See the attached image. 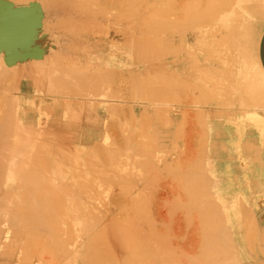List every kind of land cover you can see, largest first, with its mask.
<instances>
[{
  "label": "rangeland",
  "instance_id": "374dc122",
  "mask_svg": "<svg viewBox=\"0 0 264 264\" xmlns=\"http://www.w3.org/2000/svg\"><path fill=\"white\" fill-rule=\"evenodd\" d=\"M22 1V2H21ZM0 0V68H1V70H0V72L2 73L3 71V73L1 74L2 76V79H0V88H4V90H0V98L1 97H5V95H6V93L7 94H9V95H6V97L4 98V101L2 100V98L0 99V115L2 114V112H3V115H1L0 116V123H2V126H4V128H7V129H11L12 130V128H13V130H15L16 132H17V135H15V136H18L19 138H18V140H19V142L20 143H22V145H24V143H25V141H27L26 143H28V142H31V143H33V144H31L30 146H29V143H28V145L27 144H25L24 146H29V148L32 146H36L35 147V153L34 154H41V152L43 151V153H46V154H44L43 155V153L41 154V155H43V156H41V155H38L37 157L38 158H40V159H42V157H44L45 156V159H46V156L47 155H49L47 158L49 159L48 160V162L50 163H48L47 162V164L48 165H50V166H47L48 168H50L49 170H50V178H49V183H48V187H47V192L45 193V195H46V197H45V195H44V197L39 201V202H35L34 204L32 203V204H30V205H26V203H25V205L24 204H21V203H19V202H17V203H13V205H12V207H10L9 205H4L5 206V208H4V206L2 205V206H0V210H3V208L6 210V209H8V208H6V207H9L13 212H14V215L16 216H19L18 218H19V220H20V222H19V220L17 221H15L16 223H14V220L15 219H18L17 218V216L15 217L14 215H9L8 217L7 216H5V217H7L8 218V220L9 221H7L6 219H0V220H2L3 222L1 223V221H0V226L3 228L4 226H6V228L7 227H9V225H11V223H13L12 225L13 226H10L11 228L10 229H12V228H14V227H16L17 228V230H15V231H17V232H15V233H18V234H14V230H10L9 228V230H7L5 227L3 228L4 230H2V235H0V238H2V236L4 235V237H7V239H9L10 237V235L13 233L14 235H12V237H11V240L10 241H12V242H10L9 241V243L7 242L8 240L6 239V238H4L3 237V239L5 240H1L0 241V244L2 245V244H4L5 243V245H2L1 247H0V264H85L83 261H82V258H81V255L80 254H82L84 251L86 252V257L87 256H90V257H92L93 256V258L92 259H95V263L94 264H99V259H101V261H100V263L102 262H104L103 264H106V262L108 261V263L107 264H112L113 262V264H121L122 263V261L123 262H125V263H127V264H178V262L180 263V264H232L233 262H236L237 264H264V217H263V219L261 218V219H259V221H256V220H250V221H248L249 220V218L245 221V222H243V224H241V226H240V228L238 227V237L235 235V237H233L232 238V241H233V243H236V241L238 242V240H239V246L237 245V244H233L232 242H231V245H232V247L231 246H228L229 247V249L230 250H228V247H221V246H219V244L217 243V245H216V243L213 241V244H211V240H212V231H211V227H209V226H207L206 225V222H205V225H203V223H202V219L199 217L201 214H198L199 212H198V209L199 208H196L198 205H200V203H202L203 201L201 200L202 198H203V200L205 199V195L204 194H195L194 193V191L192 190V189H189L188 187V182H189V179H188V182H187V177L189 178L190 177V174L188 175V172L189 171H191V169L193 170V167H192V164H191V162L193 163V161H194V159L195 158H197L198 159V157H196V156H199V159H200V157H202L201 155L202 154H204V153H206V149H207V152H209L212 148H210V147H212V146H214V143H218L220 146H221V142H222V136H215L214 137V131L215 130H218V131H220V126H222L223 124H222V119H224V118H222V117H219V116H222L221 114H223V113H220V111L222 112V110H219V109H215V110H213V109H211V110H209L208 111V113H209V115H210V117H206V115H208V114H206L205 115V117H204V115H199L198 114V112H199V109L198 108H193L192 107V105H197V104H195V103H193V102H201V99L198 97V95H199V93H198V95L196 94L197 93V91L195 90V89H193V84L191 85L190 83L192 82H190V80L191 79H189L190 77L189 76H191L192 75V72H190V71H187V69H186V64H187V68H190V66L188 65V60L185 58V60H183V59H181L182 57H181V53L184 51L183 49H184V47H182V45L180 46V42H178V43H176V45H175V48H178L177 49V55L176 56H178V58L179 59H181L182 60V62L184 61V64L185 65H183L184 67H185V69H180L181 71H179L182 75L180 76L179 74L180 73H178V72H175V71H172V72H170L171 73V75H170V73L169 72H167V74H165L166 73V71H160L161 69H159V68H157V66L159 65L160 66V68H162L161 67V62H158L159 64H157L156 63V61H155V63L157 64L156 66H153V65H155V63H154V60L155 59H153L154 58V56H156V59H158V57L159 56H157V54H160L161 56V58L164 56L165 58H167V59H169L171 56H173L174 55V53H172L171 52V50H170V48L169 47H167L166 46V50L165 51H163L162 52V54L163 53H165V54H161V48H162V46H159V47H157L158 48V52H157V54H156V51H157V49H156V47H155V45H154V47H155V49L153 48V47H151V48H153L155 51H153V53L154 54H156V55H153L152 53V55H153V58H152V62L151 61H149V63H147L148 62V58L146 59L147 60V62H145L144 60V62L143 63H141V64H138V63H140L141 61H140V57L138 58V56H133L132 57V55H137L138 53H135V51H134V53L132 54L131 52H130V54L128 53L130 50H132V49H134V47H135V49L134 50H136V48H138V50H136V52H139L140 54V56H141V54L143 53L142 52V50L146 47L145 46V44L146 43H143L144 41L145 42H151L152 40H154V42L153 43H155V42H160L161 40V36H159V35H157V36H159V37H156V33H154L155 31L157 32V30H158V28H157V26H155L156 24H154L156 21H157V19H158V17H159V14H160V12L159 11H157V10H160V6H158L159 5V2L157 3L155 0V2L154 3H156L155 5H154V3L152 2V0H150V2H152V3H150V2H148V0H147V2H146V4L144 5V4H141V5H143L144 7L143 8H145V9H141L142 7H141V5L139 4V3H135V5H136V7L138 8V7H141V8H139V9H137L136 7H135V5L134 4H132V5H129V6H133L132 8L134 9V12H135V10H136V12L134 13L132 10L133 9H131V7H129L128 9H129V11H130V9H131V14H133V16L131 15V14H129V12H128V10L127 9H125V8H127V6H128V4H130L131 2H132V0L130 1V3L128 2V0H126V1H122V0H116L117 2H119L120 4H118L117 3V5L119 6V8H118V6L116 5V1L114 2V0H108V1H110V2H108L107 0H101V1H103L104 3H106V6H105V4L103 3V2H100L99 3V1L100 0H94V2L95 1H98V2H96V4L97 3H99V6H98V8L100 7L101 9H100V11H99V9L97 10L96 8H97V5H96V7H94V9H93V7L91 8V12H88L89 10H87V8H86V13L88 14V15H85V12H84V10H85V8L84 7H86L85 6V4L87 5V4H89L88 2H89V0H85L87 3H85V1L84 0H80V1H82V3L80 2V1H78V0H74V1H71V0H67V2L69 1V5H68V3L67 2H65L64 0H63V2L64 3H67V4H64V3H62V1L60 0L59 1V3H62L63 4V7H65V8H70V7H68V6H70V4H71V2H72V5L74 6V8L72 9H69L70 11H68V9H67V11L63 8H59V6H60V4L58 3V7H56V5H54V4H51L50 2H54L53 0L52 1H50L49 3H47L46 1H44V0ZM25 1V2H24ZM45 2V5L43 4V2ZM84 1V2H83ZM93 1V0H92ZM112 1L115 3H113L112 4ZM134 1V0H133ZM136 1V0H135ZM134 1V2H135ZM158 1V0H157ZM240 1V0H239ZM250 1V4H252V3H254L253 5H257V4H255L256 2H255V0H245L243 3H241V4H237L238 5V8H237V10H240V8L242 7L243 8V6H247V7H250L251 5L248 3ZM253 1V2H252ZM42 2V3H41ZM55 2H56V0H55ZM74 2V3H73ZM78 2V4L79 5H83V6H79L78 4H76ZM90 2H91V0H90ZM93 2V3H94ZM122 2V3H121ZM126 2L127 4H124V3ZM252 2V3H251ZM26 3V4H25ZM30 3H31V5H30ZM36 4V5H34V4ZM38 3V4H37ZM84 3V4H83ZM102 3V4H101ZM133 3V2H132ZM42 4V5H41ZM76 6H78V7H75V5ZM91 4H92V2H91ZM90 4V5H91ZM104 4V5H103ZM112 5V6H114L113 8L112 7H110L109 8V10H110V14H115L116 15V17H115V15L113 16V18H111L112 17V15H109L108 14V9H107V11H106V9L104 10L103 8H108L107 6H110V5ZM121 4H124V5H122L121 6ZM149 4V5H148ZM152 4V5H151ZM44 5V6H43ZM66 5H68L67 7H66ZM90 5H88V6H90ZM93 5V4H92ZM94 5V6H95ZM103 7H101V6ZM147 5V6H146ZM239 5H241V6H239ZM30 6V7H29ZM72 6V7H73ZM105 6V7H104ZM126 6V7H125ZM151 6V7H150ZM155 6V7H154ZM91 7V6H90ZM120 7L122 8V10L120 11L119 9H120ZM135 7V8H134ZM152 7L156 10L157 8H159V9H157L155 12L152 10ZM78 8V9H77ZM79 8H83V10L82 9H79ZM116 8H118V9H116ZM124 8V9H123ZM263 8V7H262ZM78 10V14H76L77 12L75 11V12H73V10ZM90 9V8H89ZM103 9V10H102ZM114 9H116V10H114ZM141 9V10H140ZM150 9V10H149ZM234 9H236V8H234ZM33 10H34V12H33ZM65 12L63 15H64V17L62 16V15H59V14H62L63 12ZM80 10H82L83 11V13H82V11H80ZM94 10H97V11H94ZM120 11V12H122V14H124V15H121V13H119V12H117V13H113V12H116V11ZM123 10H125L124 12L128 15H131L135 20H137V21H139L140 22V24L139 23H137V21H133V18L131 17V16H126L125 15V13L123 12ZM141 11L142 12V14H141V12H138V11ZM148 10H149V12H148ZM11 11V12H10ZM93 11V12H92ZM104 11V12H103ZM127 11V12H126ZM30 12H32V13H30ZM47 12V13H46ZM67 12H69V13H67ZM71 12H73L74 14H76V15H74L73 13H71ZM102 12V14L104 15H100V13ZM143 12H146V13H143ZM156 14H154V13ZM70 14V15H68V17H67V14ZM82 15H81V14ZM92 13V14H91ZM94 13H97L95 16L93 15ZM107 13V14H106ZM138 13H140L141 15H143V17L146 19V17L144 16L145 14H146V16H147V19L145 20L144 18H142L141 16H140V14L139 15H137ZM149 13V14H148ZM90 14V15H89ZM106 14V15H105ZM118 14H120L121 16H120V18H117V16H118ZM148 14V15H147ZM154 14V15H153ZM262 14H263V17H264V11H262ZM38 15V16H37ZM71 15H74L75 16V19H74V17L73 16H71ZM81 15V16H80ZM84 15H85V17H86V19H87V23H86V20H85V17H84ZM92 15V16H91ZM135 15H137L138 16V18H140V20L139 19H136L137 18V16H135ZM151 15H152V17H151ZM158 15V16H157ZM31 16V17H30ZM62 16V17H61ZM83 16V17H82ZM89 16H91V22H93L94 23V21L96 22V23H91L90 21H88V19H89ZM97 16V18H99V19H97L96 18V20L98 21H102L103 22V19H102V17H104V23L103 24H105V23H107V21H109L108 20V18H111V20H115V22L117 21H120L121 22V24H117V25H120V26H118V27H120L119 29H118V27L115 25V26H113V22L112 21H110V23L108 22L107 24H105V27H104V25L102 26L101 24H102V22L100 23H98L96 20H94L95 18L94 17H96ZM98 16H100V17H98ZM107 16H109V17H107ZM123 16H125V18L124 19H122V17ZM140 16V17H139ZM76 17H77V19H76ZM78 17H81V19L80 18H78ZM93 17V18H92ZM107 18V20H106V18ZM119 17V16H118ZM151 17V18H150ZM64 18V19H63ZM67 18H68V23H66L67 22ZM69 18H71V19H69ZM73 18V19H72ZM84 18V20H85V23H83V19ZM132 18V19H131ZM157 18V19H156ZM40 19V20H39ZM92 19H93V21H92ZM117 19H119V20H117ZM128 20L129 21V24H126V23H128V21H126L125 23H124V21L125 20ZM144 19V20H143ZM156 20V21H154L153 22V20ZM76 21V22H79L78 24H76V22H74L73 23V21ZM79 20V21H78ZM147 20H151L152 22H153V26L154 27H152V28H154V30L155 31H153L151 34H152V36L154 37H152V39L149 37V36H151V35H148L149 34V32H148V34L147 33H145L146 31H144V32H142L143 31V28L144 27H148L149 26V24L151 25V21L150 22H148L147 23V25H143L142 24V22L144 21H146L147 22ZM51 21V22H50ZM82 23H81V22ZM131 21H133L132 23H131ZM142 21V22H141ZM40 22V23H39ZM62 23V25H61V23ZM64 22H65V24H64ZM71 22V24L72 25H74L75 27H76V25L77 26H79L78 27V31H76V29H77V27H76V29H73V31H76V32H72V30H71V32H69L70 30V28L67 30V32H69L68 34H67V32L65 31L66 30V28H64L63 29V27H67L68 25H69V27H71V29L73 28L72 26H71V24H69ZM116 22V23H117ZM119 22V23H120ZM122 22H123V24H122ZM134 22H136L138 25H136V26H138L137 27V29L138 30H140V28L142 27V31H138L137 29H136V26L134 27V25H135V23ZM51 23H53V25L51 24ZM59 25H58V24ZM89 23H90V25H89ZM130 23H131V25H130ZM48 24H50V25H48ZM83 24H86V26H84V27H82L83 26ZM88 24V25H87ZM96 24V25H95ZM98 24H100V25H98ZM115 24V23H114ZM142 24V25H141ZM65 25H67V26H65ZM82 25V26H81ZM95 25V26H94ZM140 25V26H139ZM46 26V27H45ZM90 27V26H93V27H90L91 29L93 28V32H95V33H97L98 31H97V29H99L100 28V26H102V28H101V30H99V31H101V32H98L97 33V36H96V34H94L92 31H90L89 29L87 30V28L86 27ZM99 26V27H98ZM106 26H110L111 28H107L106 29ZM59 27V28H58ZM81 27V28H80ZM95 27V28H94ZM98 27V28H97ZM103 27H104V29H106L105 31L103 30ZM116 27V28H115ZM127 27V28H126ZM129 27H130V31H129ZM134 27V29H136L135 31H133L132 30V28ZM151 27H148V28H151ZM30 28V29H29ZM39 28V29H38ZM85 29V31L83 32L81 29ZM126 29V32H125V29ZM151 28V30L150 29H148V30H150V31H152L153 29ZM52 29V30H51ZM96 29V30H95ZM113 29V30H112ZM115 29H117V30H115ZM122 29V30H121ZM49 30H51V31H49ZM63 30V31H62ZM86 30H87V32H89V34H87L86 33ZM103 30V31H102ZM108 30H111V31H114V32H111V31H108ZM119 30V31H118ZM121 30V31H120ZM145 30H147V28L145 29ZM206 30H208V28H206ZM25 31V32H24ZM65 31V32H64ZM81 31V32H80ZM97 31V32H96ZM107 31V32H106ZM124 31V32H123ZM127 31H129V32H127ZM160 30H158V32H159ZM12 32V33H11ZM39 32V33H38ZM84 33L85 35H88L89 37H92V39H93V35H94V37H95V39H99L100 37H102L103 38V40H101V38L99 39V40H95V41H91L92 39L91 38H88V36L87 37H84L85 35H83L82 36V34H81V38H83L84 37V39L85 38H88V40L87 39H85V41H84V39L82 40L80 37H78V36H80V35H77L78 33ZM104 32V33H103ZM134 32L136 33L135 34V36H133L134 35ZM158 32H157V34H158ZM75 33H77V34H75ZM93 33V34H92ZM99 33H100V35H99ZM104 35V37H103V35ZM109 33H110V35H109ZM114 33H115V35H114ZM118 33V34H117ZM124 33V34H123ZM132 34L133 33V35L132 36H129V35H127V34ZM142 33V34H141ZM65 34H67V35H65ZM69 34H70V36H69ZM73 34H75L74 36H73ZM92 34V35H91ZM120 34V35H119ZM144 34V35H143ZM35 35V36H34ZM71 35H72V38H71ZM98 35L100 36V37H98ZM102 35V36H101ZM111 36L110 37V40H109V38H107V37H109V36ZM114 35V36H113ZM116 35L117 36H120V37H117V40L115 39L116 38ZM140 35V36H139ZM142 35V36H141ZM148 35V36H147ZM155 35V36H154ZM161 35V34H160ZM210 35H212V34H210ZM57 36V37H56ZM77 36V37H76ZM74 37V38H73ZM98 37V38H97ZM105 37H106V39H105ZM125 38V39H123V38ZM128 37H132L133 39H135V40H133L132 38L130 39L131 41H130V44H131V42L133 43V44H137V46H132V47H130V45H129V40H126V39H128ZM138 37V38H137ZM148 37V38H147ZM156 37V38H155ZM76 38V39H75ZM113 38V39H112ZM119 38V39H118ZM136 38H137V40H136ZM140 38V39H139ZM145 38V39H144ZM211 38H213L212 36H210V37H207V39H205L206 41H205V44H204V42H203V44L204 45H201L202 47L204 46V48H202V50L204 49V51H203V54H200V52L202 53V50L200 51L199 50V54H198V52H197V54H198V60H200V62L198 61V60H196L195 59V63H194V60H193V63L194 64H196L197 63V61L199 62V64L202 62V63H204V64H200V66H198L199 64H197V70H196V68L195 69H193V70H195V71H198V69H199V72H200V70L201 69H204L205 70V68L204 67H207V69H209V72H211L210 74L208 73V74H204V72L201 70V72H203V75H204V78H203V75H201V76H199V73H198V76L199 77H202L203 78V80L204 81H206V79L207 78H205L207 75V77H209V75L210 76H212L211 74H213L212 72H214L215 71V69H213V68H215L214 66H216V62H214L213 63V61H215L216 59H214L213 61H211L212 59H211V57H213L212 56V54H213V52H212V48L211 47H213L214 48V46L212 45H210V44H212V42H213V39H212V41L210 40ZM9 39V40H8ZM79 41H78V40ZM112 39V40H111ZM122 39V41H120ZM33 40V42H31ZM101 40V41H100ZM106 40H108V41H106ZM118 40H119V42H118ZM10 41H11V43H10ZM19 41L20 42H22L21 44L19 43ZM83 41V42H82ZM88 41H90V43L88 42ZM126 41L128 42V43H126ZM139 41V42H138ZM208 41L210 42L211 41V43H208ZM50 42H51V45H50ZM113 42H114V44H113ZM136 42H138V43H136ZM142 42V43H141ZM147 42V43H148ZM150 42L148 43V44H150ZM93 43H95V44H98V46L96 47V45L95 44H93ZM110 43V45L108 46V44ZM126 45H125V44ZM24 44V45H23ZM99 44L101 45V46H104V47H102V49L101 48H99L98 49V47H99ZM105 44V45H104ZM107 44V45H106ZM112 44L113 45H115V44H117L116 46H112ZM142 44V45H141ZM144 44V45H143ZM192 44H194V45H192V48H193V46H195V43H192ZM207 44L209 45L208 47H209V49L211 48V50L209 51V49L207 48ZM118 45H119V50H118ZM122 45H124V46H127L128 45V47H123ZM152 45V44H151ZM200 45H197V46H200ZM100 46V47H101ZM109 47V48H106V47ZM110 46H112V47H110ZM141 46H145V47H142L141 48ZM149 47H147L148 49L150 48V45H148ZM157 46V45H156ZM196 46V47H197ZM66 47V48H65ZM72 47V48H71ZM83 47V48H82ZM90 47V48H89ZM115 47V48H114ZM140 47V48H139ZM188 47H190V45L188 46ZM60 48V49H59ZM69 48V49H68ZM112 48V49H111ZM120 48H121V50H120ZM123 48V49H122ZM150 48V49H151ZM183 48V49H182ZM191 47L189 48V50L191 51V49H192ZM200 48V47H199ZM207 48V49H206ZM62 49V50H61ZM77 49V50H76ZM105 49V50H104ZM110 49H111V51L112 52H110ZM116 49V50H115ZM126 49H128V50H126ZM139 49H141V52H140V50ZM167 49H169V50H167ZM188 49V48H187ZM186 49V52L188 51ZM195 49V48H194ZM201 49V48H200ZM10 50V52H7V51H9ZM58 50V51H57ZM59 50H60V52H59ZM72 52H71V51ZM75 50V51H74ZM102 50V51H101ZM109 50V51H108ZM144 50H147V49H144ZM143 50V51H144ZM164 50V49H163ZM4 51H5V54H4ZM56 51H57V53H56ZM90 51V52H89ZM148 51V50H147ZM151 51V50H150ZM170 51V53H168ZM181 51V52H180ZM195 51H197L196 49L194 50V52H193V50L191 51V52H193V53H196ZM208 53H206V52ZM213 51H214V49H213ZM185 51H184V53L183 54H185L186 53ZM191 52H189V55H190V53ZM215 52V51H214ZM3 53V54H2ZM57 54V57L55 56L54 57V55L53 54ZM72 53V54H71ZM144 53H146V52H144ZM143 53V54H144ZM167 53V54H166ZM181 55H180V54ZM193 53H191L192 55H194ZM55 54V55H56ZM61 54V55H60ZM96 54H98V56L96 55ZM103 54V55H102ZM111 54H112V56H111ZM113 54H114V56L115 57H113ZM127 54H128V56H127ZM132 54V55H131ZM150 56L151 54H149V53H146V56H148V55ZM186 54H188V52L186 53ZM185 54V55H186ZM206 54V55H205ZM53 55V56H52ZM59 55V56H58ZM65 57H64V56ZM107 57H106V56ZM109 55L111 56V57H113L112 59L113 60H111V61H113V63L115 62L114 61V59H116V57H117V59L119 60V61H117V59H116V61L118 62L117 64L116 63H114L115 65L113 66V65H111L112 64V62L110 63L109 61H110V57H109ZM131 55V56H130ZM145 55V54H144ZM144 55L142 56V57H144ZM171 55V56H170ZM200 55V56H199ZM202 55H204L205 56V58L204 59H206V60H203V57L204 56H202ZM215 55V54H214ZM123 56V57H122ZM127 56V57H126ZM131 57V59H129L130 57ZM196 56L197 55H195L194 56V58H196ZM210 56V57H209ZM44 57V58H43ZM50 57V58H49ZM67 57V58H66ZM84 57V58H83ZM103 57H104V59H103ZM118 57H120V58H118ZM124 57L125 58H127L126 59V61L128 62H126L125 61V59H124ZM134 57H137V60L138 61H140V62H138L137 63V60L136 59H134ZM151 57V56H150ZM159 57V58H160ZM169 57V58H168ZM191 57V56H190ZM208 57V58H207ZM47 58V59H46ZM55 58V59H54ZM59 60H58V59ZM106 58H108V59H106ZM122 58V59H121ZM133 58V59H132ZM146 57H144V59H145ZM192 58V57H191ZM202 58V59H201ZM214 58H215V56H214ZM3 59V60H2ZM68 59V60H67ZM78 59V60H77ZM100 59H102L103 61L104 60H108V62H109V64L106 62V61H104V62H106L107 64H108V67H105L104 68V66H106L107 64L105 63L104 64V62L102 61V60H100ZM128 59L130 60V61H128ZM143 58H141V60H142ZM193 59V58H192ZM192 59H190V62H192ZM33 60V61H32ZM46 60V61H45ZM51 62H50V61ZM52 60H54L53 62H52ZM55 60H57L56 62H55ZM64 60V61H63ZM69 61V60H71V61H69V62H71V63H68L67 61ZM74 60H75V62H76V67L75 68H80V70H84L83 72H81V71H79V72H77L79 75L81 74V75H84L85 74V71L86 72H92L91 74H95V76H99L98 74H100L101 75V77H103L102 75H106V74H108L109 72V77L111 76V75H113L112 77H110V79L108 78V76H107V78L111 81H109V80H107V85H109V83L111 84V85H109L110 86V88H111V90H112V85H113V90L115 91V93H114V96H115V94L116 95H120V96H122L123 97V95H124V97L125 98H122V97H118L119 98V100H124V101H126V102H128V103H125V105H128L129 106V104H130V106L129 107H131V104L133 105V103H131V102H134V104H136V106H138L139 107V109H135V111H134V109H130L129 107H127V108H123V107H121L122 105L124 106V104H122L121 103V105H120V103H117L118 104V106H119V108H118V106H117V110L119 109V111H120V107H121V111H122V108L124 109V112H125V114H124V112L123 113H121V111L118 113V111L116 112L115 110H113V108H112V110H111V108H110V110H111V113H110V110H107V109H105L104 108V110H105V112L103 113L102 112V109H100L101 110V112L97 109V108H95V109H97L96 111H97V114H94V113H96V112H94L93 110H95V109H93V108H91L90 110H92L93 112H91V113H89L88 111H87V109H88V105H87V103H86V101H83V103H82V106H80V107H73V105L75 104V103H77V101L75 102V101H72L73 102V105H71V103H70V105L68 104V106H66L67 105V103H66V105L64 106V100H62V98H61V96H62V94L63 93H65V91L63 90L64 88V86L63 85H65V84H63V83H59V82H56V83H54V82H52V81H54V80H56V81H58L60 78H61V76L63 77V74H66L67 72H69V70H67V72L65 73V71H63L62 72V70H60V69H62V67H63V69H68L67 67H66V65L65 64H73V63H75L74 62ZM132 60H133V62H132ZM136 60V62H134ZM202 60V61H201ZM255 60L256 59H254V61H252V64H251V67H252V71L254 72L253 73V75L254 74H256V76H255V80H257L258 82H256L257 84H261L260 85V87L262 86V93H264V80L263 79H261V76L256 72L257 71V65L255 64ZM2 61V62H1ZM35 61H40L39 63L38 62H35ZM44 61V62H43ZM60 61V62H59ZM92 61H94V62H92ZM120 61L122 62V61H124V62H126L127 63V65H126V63H124L126 66H123V67H121L120 66V68L119 67H117L118 66V64L120 65V64H123V62L122 63H120ZM158 61V60H157ZM159 61H160V59H159ZM187 61V62H186ZM204 61V62H203ZM11 62V63H10ZM28 62V63H27ZM34 62V63H33ZM61 62H62V64H61ZM66 62V63H65ZM81 62V63H80ZM92 62V63H91ZM100 62L101 63H103V64H100ZM129 62H130V64H129ZM11 65H10V64ZM15 63V64H14ZM30 63V64H29ZM32 63V64H31ZM53 65H52V64ZM78 63V64H77ZM88 63V64H87ZM132 63H134V64H132ZM137 63V64H136ZM146 63V64H145ZM207 63V64H206ZM213 63V64H212ZM26 64V65H25ZM36 66H35V65ZM37 64H39V66L37 65ZM60 64V65H59ZM86 64H87V66H86ZM128 64H129V66L130 65H132V67L130 66H128ZM143 64V65H142ZM153 64V65H152ZM210 65V68H209V65ZM212 64V65H211ZM5 65V66H4ZM7 65V66H6ZM44 65V66H43ZM59 65V66H58ZM77 65H79V67L77 66ZM93 65V66H92ZM99 65V66H98ZM103 65V66H102ZM110 65V66H109ZM117 65V66H116ZM134 65V66H133ZM139 65V66H138ZM3 66V67H2ZM23 66V68H21ZM55 66V67H54ZM61 67L60 69H58L57 67ZM68 66V65H67ZM71 66V65H70ZM74 66V65H73ZM136 66H138V67H140L141 66V68L143 69V71H138L139 69H138V67H136ZM152 66V67H151ZM158 66V67H159ZM6 67V68H5ZM8 67H10V68H8ZM25 67V68H24ZM42 68L41 70L42 71H38V70H40L39 68ZM51 67H53V68H51ZM72 67V66H71ZM71 67H69V68H71ZM83 67V68H82ZM101 67V68H100ZM125 67H128L129 69L128 70H126V72H128V73H126L123 69L125 68ZM148 67V68H147ZM200 67H202L201 69H200ZM217 67H220L218 64H217V66H216V71L217 72H221V71H219L221 68H217ZM3 68H5V69H7L6 71H5V69H3ZM12 68V69H11ZM31 68V69H30ZM44 68H45V71H44ZM50 68V69H49ZM56 68H57V70L58 71H55L56 70ZM75 68H71V69H74V71H75ZM88 68H90L89 70H88ZM100 68V69H99ZM109 68V69H108ZM122 68V69H121ZM133 68V69H132ZM140 68V69H141ZM155 68H157V69H159V71H157V69L155 70ZM23 69V70H22ZM24 69H26V70H24ZM70 69V70H71ZM92 69V70H91ZM95 70V72H94V70ZM102 69V70H101ZM104 69V70H103ZM126 69V68H125ZM132 69V70H131ZM141 69V70H142ZM148 71L147 72V75H156V72H158L157 73V75H159V77L157 76V77H155L154 76V78H158V79H154L152 76H148V78H150V79H152L153 78V80L154 81H148L149 79L147 78V75H146V71ZM206 69V70H207ZM218 69V70H217ZM33 70H34V72H33ZM48 70V71H47ZM50 70H52V71H50ZM118 70V71H117ZM130 70V71H129ZM154 70V71H153ZM164 70V69H163ZM166 70H168V69H166ZM170 70H172V69H169V71ZM175 70V69H174ZM185 71V72H187L188 74H190V75H188L187 76V73H185V72H182V71ZM189 70V69H188ZM210 70H212V71H210ZM214 70V71H213ZM222 70V69H221ZM8 71V72H7ZM38 71V72H37ZM73 71V72H74ZM99 71V72H98ZM138 71V72H137ZM153 71V72H152ZM177 71V70H176ZM11 72V73H10ZM49 72V73H48ZM57 72H58V75H57ZM62 72V75L60 74ZM75 72V73H76ZM102 72V73H101ZM131 72V73H130ZM133 72V73H132ZM163 72H164V74H163ZM175 72V73H174ZM190 72V73H189ZM207 72H208V70H207ZM217 72H216V74H217ZM223 72V71H222ZM221 72V73H222ZM35 73V74H34ZM37 73V74H36ZM55 73V74H54ZM76 73V74H77ZM82 73H84V74H82ZM104 73V74H103ZM123 73L124 74H126V76L125 75H123ZM137 73V74H136ZM142 73V74H141ZM148 73H150V74H148ZM153 73H155V74H153ZM162 73V74H161ZM178 73V74H177ZM183 73H185L186 74V76H184L185 74H183ZM193 73L194 74H196L197 75V73H195L194 71H193ZM206 73V72H205ZM23 75V77H21V76H19L18 77V75ZM48 74H49V76H48ZM53 74H54V76H53ZM128 74H129V76H128ZM131 74V75H130ZM135 74H136V76H137V78L135 77ZM139 74H141V75H143V77L141 76L140 77V79H138L139 77H138V75ZM144 74L146 75L145 77H144ZM172 74H175V75H172ZM177 74V75H176ZM216 74H214L215 75V78H213V80L211 79V81H210V77L207 79L208 81H206V83L209 85V88H211L212 87V90H214V91H212V92H216L217 94H218V92H220L221 93V89H222V86H226V85H228L229 84V82L228 81H226L225 80V78L223 79V77H220V79L222 78L223 80H220L221 82H218L216 79H218L219 78V76H218V78L216 77L217 75ZM4 75H6V77L4 76ZM10 75V76H9ZM17 75V76H16ZM60 75V76H59ZM87 75V74H86ZM120 75H123L122 77L120 76ZM164 75V76H163ZM165 75L166 76H173V77H171V79H172V81L170 80V76H169V78L168 77H165ZM206 75V76H205ZM213 75V76H214ZM4 76V77H3ZM7 76H8V78H7ZM90 76V75H89ZM105 76V77H106ZM119 76V77H118ZM126 78H125V77ZM140 76V75H139ZM162 76V77H161ZM212 76V77H213ZM10 77H11V79H10ZM14 77L16 78V80L18 79V78H20V79H18V81L19 82H16V80L14 79ZM46 79H45V78ZM52 77H53V79H52ZM58 77V78H57ZM88 77V76H87ZM85 78V79H87V80H89L90 79V81H93V79H94V81L96 80V78L97 77H94V75H91V77H94V78H92V80H91V77H89V78ZM100 77V78H101ZM105 77L103 78L104 80H105ZM120 77H121V79L124 77V79H120ZM129 77V78H128ZM134 77V78H133ZM177 77H179V78H177ZM4 78H6V79H4ZM14 80H13V79ZM44 78V79H43ZM99 77H98V80L100 79ZM112 78H114V83L112 82L113 81V79ZM143 78H146V79H148V80H146V79H143ZM160 78V79H159ZM165 80V82H166V84H165V82L162 80ZM165 78V79H164ZM166 78H168V80L166 79ZM175 78L177 79V80H175ZM182 78V79H181ZM48 79H50V81L48 80ZM102 79V78H101ZM101 79L98 81L97 80V82L95 81H93L94 83H100V81H101ZM118 79H119V81H118ZM126 79L129 81H131V83H130V81L129 82H127L126 81ZM132 79L133 80H140L139 82L141 83L140 85H141V87L142 86H145L146 88H147V90H146V88L145 87H142V89L144 88V90H143V93L141 94L143 97L141 98V99H139V98H137V96L139 97L140 95H137V94H139V93H141L142 92V89H140L141 90V92L139 91V83L137 82V81H134L135 83V86H134V84H133V86L135 87V89H133L134 87L132 86ZM173 79H174V81H173ZM187 79V80H186ZM189 79V80H188ZM3 80V81H2ZM35 80V81H34ZM123 80H125V81H123ZM147 81L148 83H146L145 82V84H148V85H144V81ZM158 80V81H157ZM159 80H160V82H159ZM167 80V81H166ZM225 80V81H224ZM5 81H7L6 83H5ZM10 81V82H9ZM13 81H15L16 83H14V85H13V83H11V82H13ZM37 81V82H36ZM50 82V84L48 85V83ZM120 81L123 83V82H125L124 84H128V83H130V85H128V87H127V85H125L124 86V84H122L121 85V83H120ZM209 81H210V83L212 84H210L209 83ZM218 82V84L216 83V82ZM226 82L225 84L223 83V85H222V82ZM9 82V83H8ZM101 82H105V81H101ZM136 82H137V84H136ZM154 82H155V84L157 85V83H158V85L156 86L155 84H154ZM161 82H163L164 84L162 85V83ZM170 82H171V84L172 83H174L173 85H169L170 84ZM179 82V83H178ZM213 82V83H212ZM216 84H215V83ZM52 83V84H51ZM142 83H143V85H142ZM228 83V84H227ZM5 84V85H4ZM20 84H22V86L20 85ZM56 84V85H55ZM63 84V85H62ZM116 84V85H115ZM119 86H118V85ZM151 84H154V85H152V87L151 86H149V85H151ZM169 86H168V85ZM12 85V86H11ZM52 87H51V86ZM54 85L56 86V87H54ZM57 85L59 86L58 88H57ZM63 86L62 88H61V86ZM161 85V86H160ZM184 85V86H183ZM214 85V86H213ZM215 85H218L217 87L218 88H216L215 89ZM258 85V86H259ZM5 86V87H4ZM17 86V87H16ZM19 86V87H18ZM49 86V87H48ZM97 86V85H96ZM116 88H115V87ZM121 86H122V90L124 91V92H122V90H121ZM129 86H132L133 88V90H130L131 89V87H129ZM163 86H165V89H164V87ZM167 86V87H166ZM211 86V87H210ZM219 86H220V88L221 89H219ZM7 87H9L10 88V91H9V89L7 88ZM11 87H12V90L13 89H18V90H11ZM46 87H47V89H46ZM95 87V86H94ZM123 87H126V88H123ZM154 87H156V88H154ZM50 88V89H49ZM56 88V89H55ZM60 88L63 90V93H62V91L60 90ZM119 88V89H118ZM150 88V89H149ZM154 88V89H153ZM173 88V89H172ZM178 88V89H177ZM192 88V89H191ZM8 89V90H7ZM49 89V90H48ZM52 89V90H51ZM55 89V90H54ZM97 89V88H96ZM95 89V90H96ZM100 89V88H99ZM107 89V88H106ZM116 89V90H115ZM127 89V90H126ZM162 89H164V90H162ZM167 89V90H166ZM171 89V90H170ZM219 89V90H218ZM5 90H7V91H5ZM52 91V93H51V91ZM59 90V92H57V93H55V91H58ZM118 90V91H117ZM121 90V91H120ZM128 90H130V91H128ZM150 91V93H148L149 95H145L146 93L144 92V91ZM154 90H156L154 93H153V91ZM166 90V91H165ZM180 90H182L181 92L178 91ZM189 90V91H188ZM47 91V92H46ZM50 91V92H49ZM109 91H110V89H109ZM108 90H102L101 89V92H103V93H106V94H108V95H110V93H111V91L109 92ZM113 91V92H114ZM148 91V92H149ZM161 91V92H160ZM18 92V93H17ZM100 92V93H101ZM121 92V93H120ZM131 92H134V93H131ZM164 92V93H163ZM54 93V94H53ZM58 93H60V94H58ZM123 93V94H122ZM145 93V94H144ZM152 93V94H151ZM179 93V94H178ZM3 94V95H2ZM129 94V95H128ZM172 94V95H171ZM168 95H169V97H168ZM181 95V96H180ZM187 95V96H186ZM11 96H14L15 98L13 99V97L12 98H10L11 100H9V99H6V98H9V97H11ZM135 96V97H134ZM148 96H149V98H148ZM167 96V97H166ZM186 96V97H185ZM222 96V95H221ZM264 96V95H263ZM116 97V96H115ZM128 97H130V98H128ZM131 97H133V99H132V101L131 100H129V99H131ZM180 97H182V98H180ZM120 98H122V99H120ZM127 98V99H126ZM143 98H145V99H147V100H145V99H143ZM198 98V99H197ZM12 99H13V101H12ZM117 99V98H116ZM154 99V100H153ZM183 99V100H182ZM263 99V98H262ZM8 100V101H7ZM118 100V99H117ZM128 100V101H127ZM139 100V101H138ZM162 100V101H161ZM180 100V101H179ZM170 101V102H169ZM182 101V102H181ZM235 101H237L236 103L238 104V99L237 100H235ZM6 102H8V104L6 103ZM10 102V103H9ZM13 102V103H12ZM138 102V103H137ZM160 102V103H159ZM12 103V104H11ZM192 103V104H191ZM116 103H115V106L117 105ZM219 104H223L222 103V101H220L219 102ZM5 105V106H4ZM76 105V104H75ZM78 106L80 105V103L78 102V104H77ZM173 105V106H172ZM10 106H13L12 108L14 109H12ZM71 107V109H70V107ZM98 106V105H97ZM155 106V107H154ZM66 107H69V109L70 110H72V108H75L74 109V111H77V112H79V113H81V114H79V115H77L76 117H77V120L76 119H74L75 118V115L77 114H75V112L73 111V113H74V116H73V113L72 114H68V113H66L67 111H69V109H67V110H65L64 108H66ZM96 107V106H95ZM99 107V106H98ZM170 107V108H169ZM259 107V106H258ZM80 108V109H79ZM90 108V107H89ZM100 108H101V106H100ZM103 108V107H102ZM128 108H129V111H128ZM248 108V107H247ZM260 108H261V105H260ZM262 110L263 111H261V112H258V111H256V112H254V113H257V114H259V116L261 117L260 118V120H262V122H263V119H262V117H264V106H262ZM7 109H8V111H7ZM78 109H79V111H78ZM142 109H144V110H142ZM193 109V110H192ZM204 109V108H203ZM248 109H250V110H254V108L252 109V108H248ZM137 110V111H136ZM99 111V112H98ZM131 111H134V114L133 113H129V112H131ZM154 111V112H153ZM194 111H196V112H194ZM10 112V113H9ZM108 112V113H107ZM136 112V113H135ZM143 112V113H142ZM155 112H156V114H155ZM164 112V113H163ZM219 114H218V113ZM263 112V113H262ZM7 113V114H6ZM70 113H71V111H70ZM89 113V114H88ZM112 114V116L110 115V114ZM215 113L217 114V116L215 115ZM253 113V112H252ZM10 114V115H9ZM87 114V115H86ZM91 114V115H90ZM118 114V115H117ZM119 114H123V115H119ZM132 114H133V116H135V120H134V117L132 116ZM140 114L142 115V116H140ZM149 114V115H148ZM157 114H159L158 116L159 117H156V115ZM95 115V116H94ZM117 115V116H116ZM130 115V116H129ZM148 115V116H147ZM162 115V116H161ZM184 115V116H183ZM186 115V116H185ZM195 115H197V116H195ZM208 115V116H209ZM15 117V118H13V117ZM67 116V117H66ZM87 116H89L88 117V119L90 118V116H92V117H95L94 118V121H92L93 120V118L91 117V121H90V119L88 120L87 119ZM102 116V118H100ZM119 116H121V117H119ZM123 116V117H122ZM131 116H132V118H131ZM200 118H199V117ZM213 116H215V117H213ZM258 115H256V117L258 118L259 117ZM6 117V118H5ZM74 117V118H73ZM108 117H110V118H108ZM114 119H112V118ZM115 117H117V118H115ZM127 117H129V118H127ZM145 117V118H144ZM170 117V118H169ZM11 120H14V121H12V123H14V125L13 124H11V121L9 122V120L10 119ZM98 118V119H97ZM120 118V119H119ZM131 118V119H130ZM215 118H218V120L216 119L215 120ZM7 119H9V120H7ZM135 121V123L134 122H132L133 120ZM142 121H140V120ZM144 119V120H143ZM146 119V120H145ZM152 119V120H151ZM172 121H171V120ZM192 119V120H191ZM200 121H198V120ZM205 121H204V120ZM5 120H6V122L8 121V126L9 127H7V125H6V122H5ZM64 120V121H63ZM68 120V121H67ZM72 120H74V121H72ZM148 120H151L150 122H151V124H148ZM225 120V119H224ZM259 120V121H260ZM2 121V122H1ZM42 121H45V122H42ZM119 121L121 122V123H119ZM123 121H124V123H123ZM139 121V122H138ZM184 121V122H183ZM4 122H5V124H4ZM17 122V123H16ZM42 122V123H41ZM118 122V123H117ZM127 122V123H126ZM149 122V123H150ZM211 122V123H210ZM214 122V123H213ZM133 124L134 126H135V128H134V126L133 125H131V124ZM194 123V124H193ZM264 123V122H263ZM42 124H43V126H42ZM56 124H58V126H56ZM107 124V128L105 127V125ZM122 124V125H121ZM126 124V125H125ZM139 124H142V125H139ZM144 124V125H143ZM189 124V125H188ZM220 124H222V125H220ZM118 125V126H117ZM124 125V126H123ZM129 125V126H128ZM190 125H191V127H190ZM211 125V126H210ZM19 126V127H18ZM53 126H55L54 128H53ZM129 128H128V127ZM133 126V127H132ZM140 126H142L143 128H140ZM167 126V127H166ZM201 126V127H200ZM210 126V127H209ZM18 127V128H17ZM47 127L49 128V129H47ZM58 127V128H57ZM146 127V128H145ZM155 127V128H154ZM163 127V128H162ZM223 127V126H222ZM17 128V129H16ZM126 128V129H125ZM140 128V129H139ZM190 128V129H189ZM207 128V129H206ZM215 128H217V129H215ZM19 129H21V130H19ZM57 129V130H56ZM62 129H65V131L64 130H62ZM128 129H131L130 130V132L132 133V134H130L129 136H128V133H130V132H128ZM184 129V130H183ZM213 131H211V130ZM74 130V131H73ZM76 130H78V131H76ZM81 130V131H80ZM85 130H86V132H85ZM109 131L110 133H109V135L106 133V131ZM126 131L125 132V134H124V131ZM154 130V131H153ZM202 130H204V131H202ZM21 131H24V132H21ZM77 132V134H76V132ZM107 131V132H108ZM136 131V132H135ZM153 131V132H152ZM156 131V132H155ZM158 131V132H157ZM208 131V132H207ZM15 132V133H16ZM19 132V133H18ZM134 132V133H133ZM137 132L139 133V134H137ZM156 133V134H153V133ZM24 133V134H23ZM75 133V134H74ZM152 133V134H151ZM196 133V134H195ZM21 134V135H20ZM45 134V135H44ZM70 134H72V135H70ZM124 134V135H123ZM135 134V135H134ZM158 134V135H157ZM24 135V136H23ZM77 135V136H76ZM112 135V136H111ZM143 135V136H142ZM28 136V137H27ZM53 136H55L54 138H53ZM79 136V137H78ZM127 136V137H126ZM133 136H134V138H133ZM142 136V137H141ZM156 137V139H155V137ZM196 136V137H195ZM207 136V137H206ZM56 137H59L58 139L56 138ZM107 137V138H106ZM129 137V138H128ZM131 137V138H130ZM136 137V138H135ZM137 137H138V139H137ZM141 137V138H140ZM152 137H154V139L155 140H153V138ZM201 137V138H200ZM83 138V140H81ZM133 138V139H132ZM140 138V139H139ZM197 138H198V140H197ZM207 138V139H206ZM23 139V140H22ZM125 139V140H124ZM127 139V140H126ZM130 139H132V141H130L131 143H128L129 142V140ZM135 139V140H134ZM142 139H143V142H142ZM202 139H203V141H202ZM216 139V140H215ZM22 142H21V141ZM81 140V141H80ZM113 140V141H112ZM137 140H139L140 142H142L143 143V145H142V143H141V145H140V142L139 141H137ZM201 140V141H200ZM80 141V142H79ZM105 141V142H104ZM109 141H110V143H109ZM137 141V142H136ZM183 141V142H182ZM190 141V142H189ZM197 141H199L198 143H197ZM98 142V143H97ZM115 142H116V145H115ZM156 142V143H155ZM205 142V143H204ZM36 145H35V144ZM60 144V145H58V144ZM65 143H67V144H65ZM79 143V144H78ZM111 143H113L112 145H111ZM138 145H137V144ZM158 143V144H157ZM184 143V144H183ZM192 143V144H191ZM206 143H208L207 145H205ZM54 144V145H53ZM56 144V145H55ZM62 144H63V146H62ZM64 144L67 146V145H69V147L71 146V145H74L75 144V147L74 146H71L70 147V149H71V151H70V149H68L67 150V148H66V146H64ZM76 144L77 145H79V147H77L76 146ZM118 144H119V146H118ZM129 144L131 145V146H129ZM197 144H198V146H197ZM82 145V146H81ZM95 145V146H94ZM111 145V146H110ZM121 145H123V146H121ZM124 145L126 146V150L129 148V149H132V150H130V152H133V149H134V147L135 148H137L135 151L137 152H133V153H131L130 154V152H129V150H127L128 151V153L129 154H127V152L126 151H124L125 149H124ZM140 145V146H139ZM145 145V146H144ZM27 146L25 147V148H27ZM53 146H55V147H53ZM61 146V147H60ZM98 146V147H97ZM106 146V147H105ZM110 146V147H109ZM139 146V147H138ZM145 148H143V147ZM154 146V147H153ZM31 147V148H32ZM33 147V148H34ZM39 149H41L42 151L41 152H39V153H37L36 152V150L37 151H39L38 150V148ZM59 147V151L57 152V148ZM64 147V148H63ZM68 147V146H67ZM73 147V148H72ZM104 147H105V149L106 150H103L104 149ZM112 147V148H111ZM119 148L120 150H118L117 148ZM123 147V148H122ZM128 147V148H127ZM132 147V148H131ZM154 149H153V148ZM157 147V148H156ZM205 147H208V148H205ZM25 148L24 149H22L21 151L22 152H27L28 153V151L27 150H29V153H30V151H31V156H32V154H33V152H32V150L31 149H26V151H24L25 150ZM44 150H43V149ZM53 148H55V151H54V149ZM79 148V149H78ZM93 148V149H92ZM124 149L123 151H121L122 149ZM73 149H74V151H73ZM78 149V150H77ZM99 149V150H98ZM111 149V150H110ZM144 151H142V150ZM193 149L197 152V151H199V153L197 154V153H195V151H194V153H195V155H194V153H193ZM203 149V150H202ZM33 150V151H34ZM81 150H82V152H81ZM93 152H91V151ZM115 150V151H114ZM140 150L142 151V152H140ZM156 150V151H155ZM201 150V151H200ZM17 151V150H16ZM19 152H21L20 150H18ZM77 151V153H75ZM97 151V152H96ZM99 151V152H98ZM105 151H107V152H105ZM109 151H110V153H109ZM114 151V152H113ZM117 151V152H116ZM147 151V152H146ZM150 151V152H149ZM155 151V152H154ZM19 152H14V154H15V157L13 156V154H11V158H13V159H15V160H13V159H11V158H9V157H7L6 155H5V152L2 154V155H4V157H6V159H8L9 158V160L8 161H6V163H12L11 165H13L12 167L11 166H9V167H7V170H6V172H5V178H4V185H7V186H9V187H16V188H20V189H23V191L25 190L24 189V187H25V184L23 183L24 182V180L22 179V177H24V172H25V170H26V168L28 169L29 167H30V164L32 165V163L34 162V161H36V159H38V158H36V159H34V157L32 156L31 158H32V163H30L29 162V157H30V154H29V156H27L26 154H23L22 153V155H26V157L28 158V161L26 160L27 158L25 157L24 159H25V164L23 163V161L22 162H20L19 160H21V153L20 154H18ZM67 152H69V153H67ZM72 152H74L75 154H77V155H75L74 153H72ZM79 152V153H78ZM111 152L113 153V154H111ZM123 152H126V153H124V154H121V153H123ZM100 153H101V155H100ZM120 153V154H119ZM135 153V154H134ZM139 153V154H138ZM158 153V155L156 156L155 154H157ZM33 154V155H34ZM66 154H70L69 156H67ZM74 156H76V157H74ZM86 154H88L87 156H86ZM106 154H108V155H106ZM119 154V155H118ZM134 154V155H133ZM144 154V155H143ZM169 154V155H168ZM186 154V155H185ZM191 154V155H190ZM10 155V154H9ZM17 155H20V157H18ZM78 155H79V157H78ZM94 155V156H93ZM98 155V156H97ZM113 155V156H112ZM123 155H125L124 157H126V155H127V157L126 158H124L123 157ZM130 155V156H129ZM131 155L134 157V159H133V157H131ZM137 155V156H136ZM143 155V156H142ZM155 155V156H154ZM189 155V156H188ZM41 156V157H40ZM57 156V157H56ZM62 156H63V158H62ZM66 158H65V157ZM92 156V157H91ZM95 156H97L96 158H95ZM104 157V159H103V157ZM139 156V157H138ZM145 156H149L147 159L145 158ZM191 156V157H190ZM17 157H18V159H17ZM60 159H59V158ZM68 157H70V158H68ZM72 157H73V159H72ZM91 157V158H90ZM95 159H94V158ZM100 158V161H99V158ZM113 157H115V158H113ZM121 157H123V158H121ZM130 157V158H129ZM144 157V158H143ZM153 157H157L156 159L155 158H153ZM162 157V158H161ZM165 157V158H164ZM193 157V158H192ZM2 158H3V156H2ZM20 158V159H19ZM23 158V157H22ZM30 158V159H31ZM75 158H77L78 160H76ZM90 158V159H89ZM98 158V159H97ZM102 158V159H101ZM127 158H129L128 160H126ZM140 158V159H139ZM176 158H178V161H177V159ZM187 158H188V160H187ZM5 159V160H6ZM62 159V160H61ZM64 159V160H63ZM80 159V160H79ZM97 159V160H96ZM114 159V160H113ZM125 160L126 162L123 164V168H124V166H125V168L126 169H129V170H124L122 167H120L119 166V161H121V160ZM132 159V160H131ZM138 159L140 160V161H143V162H140V161H138ZM142 159V160H141ZM150 159V161H148ZM163 159L166 161V162H172L173 164H170L171 165V167L169 166V165H167L166 166V164L164 163V162H162L163 161ZM4 160V159H3ZM5 160H4V164H6L5 163ZM13 160V161H12ZM67 160H71L72 162H69V161H67ZM109 160V161H108ZM135 160V161H134ZM147 160V161H146ZM154 160V161H153ZM157 160V161H156ZM176 160V161H175ZM182 160H184L183 161V163L185 162V164H183L182 162H180L179 163V161H182ZM20 162V163H23V165L22 164H20L19 165V163H18V165H17V162ZM128 161V162H127ZM138 161V162H137ZM145 161V162H144ZM64 162V163H63ZM65 162H67V163H65ZM78 162V163H77ZM113 162H115V163H117V164H115V163H113ZM134 162H136V163H134V164H136V165H134L133 163ZM139 162H140V164H139ZM147 162V163H146ZM153 162V163H152ZM161 162V163H160ZM179 163V166H178V172L177 173H179V174H177L176 173V169H177V165H178V163ZM189 162V163H188ZM57 163V164H56ZM71 163V164H70ZM80 163V164H79ZM85 163H86V165H85ZM101 163V164H100ZM108 163V164H107ZM127 163V164H126ZM130 163V164H129ZM157 163V164H156ZM162 163H164L163 165H162ZM28 164V165H27ZM64 164V165H63ZM82 164V166H80ZM100 164V165H99ZM106 165V166H104V165ZM132 164V165H131ZM154 164V165H153ZM183 164V165H182ZM191 164V165H190ZM14 165L16 166V169H14L15 167H14ZM69 165V166H68ZM128 165H130L131 166V168H130V166L128 167ZM139 165V166H138ZM140 165H141V167H140ZM190 165V166H189ZM22 166H23V168H22ZM24 166H27L26 168L24 167ZM52 166H53V168H52ZM60 166L62 167V169L60 168ZM66 166V167H65ZM137 166V167H136ZM159 166V167H158ZM169 166V168H168V170H166L165 168L166 167H168ZM181 166H183V168L181 167ZM86 167V168H85ZM144 167V168H143ZM145 167H147V168H145ZM150 167V168H149ZM164 167V168H163ZM180 167H181V169H180ZM187 167V168H186ZM188 167H191V169L188 171ZM31 168V167H30ZM74 168V169H73ZM93 168V169H92ZM134 168V169H133ZM136 168V169H135ZM158 168V169H157ZM22 169L24 170V171H22ZM64 169V170H63ZM68 169V170H67ZM71 169H72V171H71ZM80 169V170H79ZM91 169V170H90ZM117 169H118V171H117ZM121 169V170H120ZM123 169V170H122ZM144 169H145V171H144ZM146 169H149V170H146ZM157 169V170H156ZM180 169V170H179ZM30 170V169H29ZM85 170V171H84ZM134 170V171H133ZM142 170V171H141ZM152 170H154V171H152ZM156 170V171H155ZM165 170V171H164ZM170 170V171H169ZM185 170V171H184ZM17 171H19V172H17ZM68 171H70V172H68ZM75 171V172H74ZM87 171V172H86ZM98 171V172H97ZM129 171V172H128ZM150 171V172H149ZM23 172V173H22ZM106 172V173H105ZM108 172V173H107ZM113 172V173H112ZM126 172H128L127 174H126ZM132 172H134V173H132ZM149 172V173H148ZM156 172V173H155ZM160 172H161V174H160ZM186 172V173H185ZM192 172V171H191ZM191 172H189V173H191ZM82 173L83 174H85L87 177H85L84 175H82ZM87 173V174H86ZM95 173V174H94ZM97 173H99V174H97ZM130 173H131V176H130ZM135 173H137V174H135ZM141 173H143V174H141ZM19 174V175H18ZM74 174V175H73ZM109 174V175H108ZM112 174H114V175H112ZM124 174V175H123ZM156 176H155V175ZM160 174V175H159ZM179 175L178 177H177V175ZM183 175V177L184 178H182V180L180 179V177ZM185 174L187 175V177H185ZM25 175H26V173H25ZM66 175V176H65ZM82 175V176H81ZM99 175V176H98ZM108 175V176H107ZM111 175H112V177H111ZM128 175V176H127ZM134 175H136L138 178H139V180H138V182H137V177L136 176H134ZM139 175V176H138ZM146 175H147V177H146ZM150 175V176H149ZM73 176V177H72ZM91 176V177H90ZM106 176H107V178H106ZM121 176H123L122 178H121ZM134 177V178H136V179H132V178H127V177ZM141 176H142V178H141ZM166 176V178H164ZM84 177V179H86L87 178V180L86 181H81V179ZM93 177L95 178V179H97L98 177V179H97V181H95L94 179H93ZM103 177V178H102ZM120 177V179L119 180H117L118 178ZM151 177V178H150ZM159 177V178H158ZM77 178V179H76ZM109 178V179H108ZM127 178V179H126ZM141 178V179H140ZM144 178H146V179H144ZM172 178V179H171ZM179 178V179H178ZM185 178H186V180H185ZM22 179V180H21ZM64 181H63V180ZM71 179V180H70ZM143 179V180H142ZM175 179V180H174ZM70 180V181H69ZM74 182H73V181ZM77 180V182L76 183H78L79 182V184H77L76 185V183H75V181ZM102 180H103V182H102ZM107 180V181H106ZM112 180V181H111ZM115 180V181H114ZM121 180H123V181H121ZM132 180H134V181H132ZM88 181H90V183H88ZM99 181H101V182H99ZM106 183H105V182ZM109 181V182H108ZM116 181H118V182H116ZM121 181V182H120ZM125 181V182H124ZM126 181H128L127 183H129V184H126ZM147 181V182H146ZM149 181H150V183H149ZM178 181H179V183H178ZM184 181H186V182H184ZM9 182V183H8ZM83 182L85 183V184H83ZM98 182V183H97ZM71 183V184H70ZM75 183V184H74ZM82 183V185H83V187H85V189L84 188H82V186L80 185ZM119 183H122V185L121 184H119ZM123 183H124V185H123ZM131 183H132V185H133V187H135V188H133V190L131 189L132 188V185H131ZM137 183V184H136ZM148 183V184H147ZM178 183V184H177ZM10 184V185H9ZM57 184V185H56ZM97 184V185H96ZM103 184V185H102ZM119 184V185H118ZM181 184H182V186H181ZM185 184H186V186H185ZM24 185V186H23ZM56 185V186H55ZM91 185V186H90ZM94 185V186H93ZM121 185V186H120ZM148 185V186H147ZM76 186V187H75ZM97 186V187H96ZM99 186V187H98ZM110 186V187H109ZM128 186V187H127ZM130 186H131V188H130ZM151 186H153L152 187V189H151ZM171 186V189L169 188ZM178 186V187H177ZM63 187V188H62ZM71 187V188H70ZM77 187H79V189L77 188ZM89 187H91V189L89 188ZM93 187V188H92ZM120 187H123L122 188V190H121V188ZM125 187V188H124ZM188 188V190H187V188ZM50 190H49V189ZM52 188V189H51ZM56 188V189H55ZM84 189V192H83V190L82 189ZM95 188V189H94ZM102 188V189H101ZM107 190H106V189ZM120 188V189H119ZM130 188V189H129ZM157 188V189H156ZM180 188H185L183 191H181L182 189H180ZM55 189V190H54ZM94 189V190H93ZM146 189V190H145ZM50 192H52V193H50ZM52 190V191H51ZM60 192H59V191ZM62 190V191H61ZM65 190H67V192H65ZM82 190V191H81ZM88 190V191H87ZM150 190V191H149ZM164 190H165V192H164ZM169 190H171V191H169ZM187 190V191H186ZM191 190V191H190ZM26 191V190H25ZM24 191V192H25ZM54 191V192H53ZM56 191V192H55ZM95 191V192H94ZM97 191V192H96ZM105 191V192H104ZM108 191H109V193H110V191H111V193L109 194L108 193ZM122 191H123V193H122ZM137 191H138V193L139 194H137ZM143 191V192H142ZM146 191V192H145ZM191 193H193V194H190V192ZM48 192H49V195H48ZM81 192H83L82 194H81ZM90 192V193H89ZM92 192V193H91ZM93 192H94V194H93ZM131 192V194H129ZM142 192V193H141ZM156 192V193H155ZM180 192V193H179ZM55 193H57L58 195H60V196H58V195H56V197L54 198V196H55ZM60 193V194H59ZM76 193V194H75ZM102 193H103V196L105 197H103L102 196ZM104 193H105V195H104ZM125 193H127V194H125ZM143 193H145V194H143ZM166 193V194H165ZM170 193V194H169ZM176 193V194H175ZM188 193V194H187ZM53 194V195H52ZM83 194H87L86 195V198L87 199H83V198H85V197H82L81 195H83ZM98 194V195H97ZM121 194V195H120ZM165 194V195H164ZM178 194H179V196H178ZM183 194V195H182ZM50 195L52 196V198L50 197ZM94 195V196H93ZM99 195H100V197H99ZM120 195V196H119ZM127 195H130L129 197H125V196H127ZM134 195V196H133ZM144 195H146L145 197H144ZM172 195V196H171ZM195 195V196H194ZM197 195V196H196ZM49 196V197H48ZM68 196V197H67ZM92 196V197H91ZM96 196V197H95ZM102 196V197H101ZM134 197V199H133V197ZM161 196V197H160ZM173 196L175 197V200H174V198H173ZM60 197V198H59ZM64 197V199H61V198H63ZM91 197V198H90ZM94 197V198H93ZM147 197V199L145 200V198ZM178 197H179V199H178ZM182 197V198H181ZM184 197V198H183ZM54 198V199H53ZM102 198H104V199H102ZM167 198V199H166ZM46 199V200H45ZM57 199V200H56ZM66 199V200H65ZM75 199V200H74ZM95 199H97V200H95ZM100 199V200H99ZM102 199V200H101ZM121 199V200H120ZM143 199V200H142ZM167 200V201H165L164 202V200ZM172 199V200H171ZM176 199L178 200V201H176ZM54 200V201H53ZM77 200V201H76ZM83 200H86L87 202H85L84 203V201ZM113 200H115V201H113ZM130 202H129V201ZM148 200V201H147ZM152 200V201H151ZM197 201V204H196V201ZM46 201H47V203H46ZM49 201L52 203L53 202V205L51 204L50 206H51V208H50V206L49 207H47V205H49ZM60 201V202H59ZM64 201V202H63ZM66 201V202H65ZM102 201V202H101ZM122 201H123V203H122ZM126 201V202H125ZM136 201V202H135ZM184 201V202H183ZM195 203H194V202ZM16 202V201H15ZM43 202H44V204H43ZM57 202V203H56ZM59 202V203H58ZM62 202V203H61ZM69 202V203H68ZM72 202V203H71ZM75 202V203H74ZM83 205V203L85 204V206L87 207L86 208V210H85V208H83L82 207V205H80V203ZM122 203V204H125L126 203V205L129 203V205H127L126 207H128V209H130V208H132V209H130V210H132V212H130V210H126L127 208L126 207H123V205L122 204H120V203ZM141 202V203H140ZM200 202V203H199ZM41 203V204H40ZM117 203V204H116ZM147 206H145L144 204ZM167 203H168V205H167ZM47 204V205H46ZM60 204V205H59ZM63 204V205H62ZM160 204V205H159ZM179 204V205H178ZM182 204V205H181ZM31 205H33V206H31ZM44 207H43V206ZM114 205V206H113ZM119 205H121V206H119ZM131 205V206H130ZM134 205V206H133ZM140 205H142V206H140ZM159 205V206H158ZM186 207H185V206ZM260 205L262 206L263 204H259L258 206L256 205L255 207H254V211L258 208V207H260ZM23 208H22V207ZM26 206H28V207H26ZM35 206H37V208H38V211L36 210L37 208L35 207ZM40 206V207H39ZM52 206H53V208H52ZM56 206V207H55ZM65 206V207H64ZM79 206H81V207H79ZM121 207V209L119 208V207ZM125 206V205H124ZM130 206V207H129ZM179 206H183V207H179ZM188 206V207H187ZM14 207V208H13ZM35 207V208H34ZM43 207V208H42ZM47 207V208H46ZM95 207V208H94ZM115 207H117L118 208V214L116 215V219H113V221L111 220H108V219H110V215H109V213H107V215H106V211H110V210H114V208ZM141 207V208H140ZM163 207V208H162ZM166 207V208H165ZM193 207H195L197 210H195V208H193ZM22 208V209H21ZM29 208V209H28ZM42 208V209H41ZM57 208V209H56ZM67 208V209H66ZM124 208V209H123ZM146 209L148 212H146V210H143V209ZM180 208H182L183 210L185 209V210H187V211H185L186 213L184 214V211L182 210V209H180ZM187 208V209H186ZM10 209H8V210H10ZM18 210V212H15V210ZM26 209H28V211L29 212H27V210ZM33 209H35V210H33ZM45 209L47 210H49L48 212H50V214L47 212V211H45ZM54 209H56V210H53ZM68 209H69V211H68ZM71 209V210H70ZM80 209H83V211L85 210V212L87 211L88 212V215L85 213V216L86 217H88V219H89V217H91V215H92V217L90 218L91 220L89 221L88 220V226L86 225V228H88L89 230V232H87V234H88V236L86 237V239H88V240H91V241H88V240H86L85 239V241L84 240H82V239H84L85 238V236L84 237H82L83 236V234H82V229H81V227H80V225L78 224V223H80L79 222V214H80V212L78 213V211L80 210ZM91 209H92V211H91ZM94 209V210H93ZM99 209V210H98ZM110 209V210H109ZM149 209H150V215H149ZM172 209V210H171ZM175 209V210H174ZM10 210V211H11ZM16 210V211H17ZM58 210H60L59 211V213H61V211H62V213L60 214V216H62L63 214V216L62 217H64V218H66V219H63L62 217H60V216H58ZM67 210V211H66ZM112 210V211H113ZM125 210V211H124ZM136 210V211H135ZM170 212H169V211ZM22 211H26V212H24V213H22ZM53 211V212H52ZM55 211L57 212V214L55 213ZM80 211H82V210H80ZM104 211V212H103ZM127 211V213H126V216H125V213L124 212H126ZM143 211V212H142ZM197 211V212H196ZM21 212V213H20ZM30 212H32V214H30ZM37 212L38 213H40V214H37ZM90 212H92V213H90ZM99 212V213H98ZM138 212V213H137ZM144 212L145 213H148V217H147V214H145L144 215ZM194 212V213H193ZM15 213H17V214H15ZM27 213V214H26ZM29 213V214H28ZM47 213V214H46ZM52 213V214H51ZM77 213V214H76ZM95 213V214H94ZM97 213V214H96ZM101 213V214H100ZM111 213V212H110ZM142 213V214H141ZM172 213V214H171ZM252 213H253V211H252ZM252 213H251V215H252ZM26 214V215H25ZM37 214V216H35ZM45 214V215H44ZM69 214V215H68ZM73 214V215H72ZM94 214V215H93ZM122 214V215H121ZM152 214V215H151ZM157 214H158V216H157ZM167 214V215H166ZM197 214V215H196ZM46 215H48V218L50 219L49 220V222H48V220H47V218L45 219V217H46ZM51 215H57L58 216V218L57 217H55V218H53ZM77 215V216H76ZM128 215H129V217H128ZM143 215V216H142ZM172 215V216H171ZM190 215H191V217H190ZM193 215V216H192ZM24 216H32L31 218L29 217H25V219H24ZM35 216V217H34ZM41 216V217H40ZM67 216V217H66ZM72 216V218L70 219L69 217H71ZM74 216H76L75 218H74ZM104 216V217H103ZM146 216V217H145ZM154 218L153 220H152V217ZM187 216H189V217H187ZM196 216V217H195ZM9 217H11V219L9 218ZM36 217L38 218V219H36ZM41 219H40V218ZM52 217V218H51ZM132 218V219H129V218ZM135 217V218H134ZM142 217V218H141ZM158 217H160V218H158ZM170 217H172V219H170V221H169V218ZM23 220H22V219ZM62 218V219H61ZM96 218V219H95ZM102 220V218H105V220L103 221H101L100 219ZM124 218V219H123ZM127 218V219H126ZM139 218V219H138ZM151 219L152 220V222H151V225L149 224V226L147 227L146 226V224L147 223H150V221H149V219ZM53 219H55V221L53 220ZM65 220V221H62V222H60L61 220ZM77 219V220H76ZM94 219H95V222H96V225H97V223H98V225L96 226H94V228L95 229H92V223H93V221H94ZM134 219L136 220V221H134ZM143 219V220H142ZM192 219V220H191ZM196 219V220H195ZM27 220H28V223H27ZM30 220H31V222H30ZM36 220V221H35ZM60 220V221H59ZM73 220V221H72ZM97 220V221H96ZM128 220V221H127ZM132 220V221H131ZM156 220V221H155ZM181 220V221H180ZM200 220H202V221H200ZM7 221V222H6ZM21 221L23 222H26V224L24 223V227L25 228H23L22 227V225H23V223H21ZM35 221V222H34ZM38 221V222H37ZM43 221V222H42ZM51 221V222H50ZM57 221V222H56ZM67 221H68V223H67ZM78 221V222H77ZM116 223H115V222ZM123 221V222H122ZM130 221V222H129ZM140 221V222H139ZM188 221V222H187ZM201 223H200V222ZM211 221V220H210ZM5 222L6 223H8V225L7 224H5ZM33 222L36 224H33ZM42 222V223H41ZM56 222V224L55 225H53L54 223ZM60 222V223H59ZM69 222H70V224H69ZM114 223L115 224V226H114V224H112V223ZM119 222V223H118ZM131 222H135L134 224H135V226H133V223H131ZM138 222H139V224H138ZM146 222V223H145ZM156 222H158V223H156ZM170 222V223H169ZM191 222V223H190ZM204 222V221H203ZM212 222H214V223H216L217 225L218 224H220V223H218V221L215 219V220H213L212 219ZM18 223L20 224V228L18 227L19 225H18ZM40 223V224H39ZM46 223V224H45ZM49 223H51V225L49 224ZM73 223V224H72ZM75 223V224H74ZM77 223V224H76ZM101 223V225L103 226H99V224ZM123 223H125V224H123ZM127 223H129V224H127ZM131 223V224H130ZM172 223V224H171ZM174 223V224H173ZM14 224H16V225H18V226H14ZM31 224H33V225H31ZM45 227H43L42 225ZM59 224H65L62 228L63 229H61V227H60V225L58 226ZM67 224H69L68 226H70V227H68V228H71L72 227V229L74 228V230L72 231V229H71V231H70V229H67ZM71 224L73 225V226H71ZM95 224V223H94ZM121 224V225H120ZM138 224V225H137ZM154 224H156V225H154ZM30 226L31 225V227L32 228H34V230H32V228H31V230L29 229V227H26V226ZM35 225V226H34ZM38 225H40V226H38ZM49 225V226H48ZM54 227H53V226ZM76 225V226H75ZM117 225V226H116ZM132 225V226H131ZM148 225V224H147ZM152 225H154V226H152ZM182 225V226H181ZM41 229V231H39V228ZM51 226V227H50ZM113 226H114V228H113ZM130 226V227H129ZM138 226H140V229H138L139 227ZM152 226V227H151ZM171 226V227H170ZM176 226V227H175ZM208 227V229L206 228V227ZM0 227V228H1ZM53 227V228H52ZM56 227H58L59 229H57ZM75 227H79V229L78 228H75ZM101 227V231L103 232H101L100 231V228ZM116 227H119V228H116ZM124 227V228H123ZM132 227V228H131ZM201 227H203V229H201ZM205 227V228H204ZM242 227V228H241ZM15 228V229H16ZM27 228V229H26ZM35 228H37L38 229V231H37V229L35 230ZM123 228V230H124V232H123V230L121 231V229ZM136 228H137V230H136ZM141 228H143V229H145V230H141ZM148 228H149V230L152 228V229H154V230H152V231H149L148 230ZM21 229H23V231H24V233H23V231L21 232L22 234H19V231ZM43 229V230H42ZM48 229V230H47ZM54 229V230H53ZM55 229L57 230V231H59L60 229L63 231H61V232H58L59 234H55ZM67 229V230H66ZM113 229V230H112ZM135 229V230H134ZM204 229H207V231L206 230H204ZM7 230V231H6ZM47 230V231H46ZM80 230V231H79ZM87 230V229H86ZM99 230V231H98ZM105 230V231H104ZM118 232H117V231ZM134 230V231H133ZM142 232H141V231ZM177 230V231H176ZM186 230V231H185ZM203 231V233L205 232V233H207L208 231V233L205 235V233L203 234L202 233V231ZM3 231H6V232H12V233H10V234H7V233H5V232H3ZM27 231H30V233L29 232H27ZM31 231H32V234H31ZM37 231V232H36ZM45 232L44 234H42L43 232ZM49 231V232H48ZM52 231V232H51ZM57 231H56V233H57ZM65 231V232H64ZM67 231H69V233H70V235H68V232ZM132 231V232H131ZM149 231V232H148ZM156 231V232H155ZM25 232L27 233V234H25ZM38 232H42L41 234L40 233H38ZM46 232H48V233H46ZM115 232H117V233H115ZM125 232H127V233H125ZM136 232V233H135ZM146 232V233H145ZM150 232H152V233H150ZM154 232H155V235H154ZM37 233H38V237H35V235H37ZM52 233V234H51ZM61 233V234H60ZM64 233V234H63ZM71 233H73V235L71 234ZM83 233H85L84 231H83ZM100 234V236H99V234ZM102 233V234H101ZM115 233V234H114ZM129 233V234H128ZM150 233V234H149ZM198 233V234H197ZM200 233V234H199ZM24 234V235H23ZM49 235L48 237H47V235ZM53 234H55V235H59L58 236V240L57 241H55L56 240V237L57 236H55V235H53ZM66 234H67V236H66ZM76 234V236H74ZM86 234V235H87ZM98 234V235H97ZM105 234V235H104ZM116 234H118V235H116ZM127 234V235H126ZM136 234V235H135ZM174 234V235H173ZM195 234V235H194ZM208 234H209V236H208ZM211 234V235H210ZM8 235V236H7ZM17 235H18V237H17ZM28 237H26V236ZM41 235H42V237H41ZM62 235V236H61ZM82 235V236H81ZM85 235V234H84ZM126 237H125V236ZM133 235V236H132ZM146 235V236H145ZM154 235V236H153ZM159 235V236H158ZM185 236V238H183L184 236ZM204 235L206 236V237H204ZM14 236V237H13ZM21 236V237H20ZM50 236H51V238H50ZM96 236V237H95ZM98 236H99V238H98ZM122 236V237H121ZM134 236H135V238H134ZM151 236V237H150ZM165 236V237H164ZM176 236V237H175ZM178 236V237H177ZM183 236V237H182ZM190 236H192V237H190ZM15 237H17V238H15ZM41 237V238H40ZM44 237L47 239H45L44 240ZM60 237V238H59ZM64 237V238H63ZM77 237H80V239L79 238H77ZM92 237H94V238H92ZM103 237V238H102ZM108 237V238H107ZM124 237V238H123ZM138 239H137V238ZM148 237H150L149 239L150 240H152V241H150L149 239H147ZM153 237V238H152ZM156 237V239H154ZM166 237H167V239H166ZM173 237H175L174 239H173ZM179 237H181V239L179 238ZM208 237H210V239L208 238ZM12 238H14L13 240H12ZM18 238H20L19 240H17ZM33 238H34V240H35V238L37 239L36 241H34L33 240ZM52 238H54V239H52ZM71 238V239H70ZM73 238V239H72ZM74 238H75V240H74ZM118 238V239H117ZM131 238H132V240H131ZM146 238V239H145ZM171 238V239H170ZM188 238V239H187ZM206 238V239H205ZM237 238V239H236ZM42 239V240H41ZM67 239V241H69L70 242V240H73V241H71L70 243L69 242H65L64 243V241ZM69 239V240H68ZM76 239H79V241L77 240L76 241ZM103 239V240H102ZM108 239V240H107ZM110 239H111V241H110ZM113 239V240H112ZM124 239V240H123ZM126 239V240H125ZM170 239V240H169ZM203 239V240H202ZM234 239H236V241L234 240ZM16 240V241H15ZM23 240H24V243H23ZM27 240H29L28 242H26ZM54 240V241H53ZM64 240V241H63ZM81 240L82 241H84V242H81ZM94 240V241H93ZM100 240V241H99ZM101 240H102V242H101ZM120 240L122 241V242H120ZM198 240V241H197ZM206 240L208 241V242H206ZM2 241H4V242H2ZM17 241H19V243L17 242ZM21 241V242H20ZM44 241V242H43ZM49 241H51V242H49V244H48V242ZM63 242V243H61V245L62 246H60V243H58V242ZM100 243H98V242ZM117 241V242H116ZM124 241V242H123ZM130 241V242H129ZM132 241V242H131ZM139 241H141V242H139ZM148 241H150V242H148ZM165 241H166V243H165ZM191 241L192 242V246H193V248H191V249H188L189 247L187 246L188 244L187 243H189V242ZM200 241H202V242H200ZM205 243H204V242ZM2 242V243H1ZM6 242H7V245H6ZM91 244H90V243ZM97 244V246L96 245H94L95 243ZM111 242V243H110ZM128 242H129V244L130 245H127L128 244ZM135 242V244H132V243H134ZM148 242V243H147ZM168 242V243H167ZM196 242V243H195ZM16 243V244H15ZM17 243H18V245H17ZM21 243V244H20ZM43 243H44V247L43 246H41V245H43ZM54 243H56V244H54ZM81 243V244H80ZM89 243V244H88ZM93 243V244H92ZM101 243L103 244V245H106V246H104V247H102L103 245H101ZM120 243H123L122 244V246L123 245H125V247L123 246V248H122V246L120 245ZM125 243V244H124ZM140 243V244H139ZM142 243H144V244H142ZM150 243V244H149ZM194 243H195V245H194ZM198 243V244H197ZM209 243V244H208ZM68 244H70V245H68ZM85 244V245H84ZM107 244H109V245H107ZM147 244V245H146ZM169 244V245H168ZM177 244H178V246H177ZM181 244V245H180ZM187 244V245H186ZM35 246V248H34V246ZM47 245V246H46ZM55 245H58V246H55ZM63 245H65V246H63ZM91 245H92V248H94V247H96V249L94 250V251H98V254L96 255V253L94 254V252L91 250V249H89V248H91ZM98 245H101L100 247V249H98L99 247H98ZM128 247H127V246ZM132 245H134V246H132ZM136 245V246H135ZM138 245V246H137ZM142 245V246H141ZM143 245H144V247L145 246H147V248L145 247H143ZM149 245V246H148ZM156 245V246H155ZM164 245V246H163ZM204 245V247H202ZM208 245V246H207ZM46 246V247H45ZM54 246V247H53ZM80 247V249H78L77 247ZM83 246V247H82ZM85 246V247H84ZM131 246H132V248H131ZM150 246H152V247H154L155 249H153V248H151ZM166 246V247H165ZM200 246V248L201 249H198V247ZM213 246V247H212ZM233 246H234V248H233ZM3 247V248H2ZM38 247V248H37ZM58 247H60V248H62V250H63V252L61 251V249H59ZM84 249H82V248ZM148 247H149V250H148ZM178 247V248H177ZM217 247V248H216ZM238 247V248H237ZM48 248V249H47ZM78 250H76V249ZM115 250H114V249ZM124 250V248H126V249H128V250H126L125 249V251H123L122 249ZM160 248V249H159ZM165 248V249H164ZM166 248H168V249H166ZM241 248V249H240ZM46 249V250H45ZM77 251H75V250ZM137 251H136V250ZM141 251L142 249H143V253L144 254H141L142 253V251H141V253H140V251ZM146 249V250H145ZM151 249V250H150ZM153 249V250H152ZM178 249H180V250H178ZM193 249H194V251H193ZM240 250V251H238V252H236V250ZM55 250H57V251H55ZM59 250V251H58ZM88 252H87V251ZM108 250L110 251V253L108 252ZM134 250V251H133ZM149 252H148V251ZM159 250V251H158ZM160 250H163V252H161ZM192 250V251H191ZM200 252H199V251ZM217 250H219V251H217ZM53 251H55V252H53ZM117 251V252H116ZM138 251H139V253H138ZM156 251V252H155ZM164 251H165V253H164ZM180 251H183V252H180ZM188 251H190L189 253H188ZM224 251V252H223ZM76 252V255L75 254H73V253H75ZM80 252V253H79ZM84 252V253H85ZM93 252V254H91ZM108 253V256H106L107 255V253ZM134 252V253H133ZM151 252H154V253H151ZM160 253V254H158V253ZM169 252H172V253H169ZM173 252H175L174 253V255H173ZM227 252H228V254H227ZM239 252H241V254L239 253ZM105 253V256H103V254ZM112 253H113V257H114V259H118L117 260V262H116V260H114V259H112V258H110L111 256H112ZM120 253V254H119ZM127 253H128V255H127ZM148 253H149V257H147L148 256ZM150 253L152 254V256L150 255ZM183 253V255H182V257H181V255L180 254H182ZM196 253V254H195ZM199 253V254H198ZM210 253V254H209ZM88 254H90V255H88ZM115 254V255H114ZM127 256H126V255ZM130 254V255H129ZM138 254V255H137ZM147 254V255H146ZM227 254V255H226ZM229 254H231V255H229ZM74 255V256H73ZM78 255V256H77ZM111 255V256H110ZM124 255H125V257H124ZM140 255V256H139ZM158 255V256H157ZM162 255V256H161ZM235 257H234V256ZM240 255H242V256H240ZM77 256V257H76ZM79 256H80V258H79ZM100 256V257H99ZM103 256V257H102ZM121 256L123 257V258H121ZM133 256H135V257H133ZM137 256V257H136ZM146 256V257H145ZM159 256H160V261H157V259L159 260ZM163 256L165 257V258H163ZM175 256V257H174ZM184 256V257H183ZM190 256V257H189ZM219 256V257H218ZM229 256L230 257H232V258H229ZM98 257V258H97ZM126 257L128 258V260L130 259V260H133V261H127V259H126ZM143 257V258H142ZM147 258V259H145V258ZM187 258V260H186V258ZM244 259V261H243V259ZM73 258H78L79 260H75V259H73ZM121 258V259H120ZM141 258V259H140ZM148 258H150V259H148ZM168 258V259H167ZM173 260H172V259ZM180 258V259H179ZM191 258L193 259V260H191ZM258 258H262V260H263V262L262 261H258L259 259ZM66 259V260H65ZM106 259V261H104ZM110 261H109V260ZM111 259H112V261H111ZM138 261H137V260ZM155 261H154V260ZM163 259V260H162ZM183 259H184V261H183ZM201 259V260H200ZM223 259V260H222ZM236 261H235V260ZM258 259V260H257ZM74 260H75V262H74ZM97 260V261H96ZM162 260V261H161ZM166 260V261H165ZM230 260H231V262H230ZM66 261V262H65ZM136 261V262H135ZM144 261V262H143ZM152 261V262H151ZM174 261V262H173ZM178 261V262H177ZM190 263H189V262ZM228 261V262H227ZM233 261V262H232ZM65 262V263H64ZM70 262V263H69ZM74 262V263H73ZM93 262V260H91V263ZM97 262V263H96ZM160 262V263H159ZM165 262V263H164ZM171 262V263H170ZM200 262H202V263H200ZM242 262V263H241ZM90 263V264H91ZM101 263V264H102ZM125 263H123V264H125ZM236 263H234V264H236ZM87 264H89V263H87ZM93 264V263H92Z\"/></svg>",
  "mask_w": 264,
  "mask_h": 264
},
{
  "label": "bare ground",
  "instance_id": "6f19581e",
  "mask_svg": "<svg viewBox=\"0 0 264 264\" xmlns=\"http://www.w3.org/2000/svg\"><path fill=\"white\" fill-rule=\"evenodd\" d=\"M21 1V0H20ZM27 1V0H26ZM29 1V0H28ZM44 1H46L47 3H49L50 1H52V0H44ZM54 2H50L51 4H54V5H58V3H59V1L60 0H56V2H55V0H53ZM62 1V3H64L63 2V0H61ZM65 1V0H64ZM71 1H74V0H71ZM78 1H80V0H78ZM85 1V0H84ZM83 1V2H84ZM104 1V0H103ZM103 1H99V3L100 2H103ZM108 1V0H107ZM116 0H114V2H115ZM119 1V0H118ZM122 1H126V0H122ZM131 1V0H130ZM130 1L128 0V2L130 3ZM135 1V0H134ZM133 0H132V2L130 3V4H128V6H127V8H125V9H127L128 10V12H129V14H131V9H133L132 7L133 6H129V5H132V4H134L135 5V3L137 4V3H139L140 5L141 4H146V2H147V0H136L135 2H134ZM154 0H152V2H153ZM157 3L159 2V5L158 6H160V10H157V9H159V8H157L156 10L157 11H159L160 12V14H159V17H158V19H157V21L156 20H153V22L154 21H156L154 24H156L155 26H157V28H158V30H160L159 32H158V30H157V32H158V34H157V32L154 30V28H152V27H154L153 25V22L151 21V25L148 23V22H150L149 20H147V22L145 21H141L142 22V24L143 25H147V23L149 24V26L148 27H151L153 30L152 31H150L151 30V28H148V27H144L143 28V31L141 30L142 29V27L140 28V30H138L137 29V27L138 26H136V25H138L137 23H139L140 24V22L139 21H137V20H135L132 16H133V14H131V15H129V16H131L132 18H133V21H137V23L136 22H134L135 23V25H134V27L136 26V29L138 30V31H142V32H144V31H146L145 33H147L148 34V32H149V34L148 35H151V36H149L151 39H152V32L153 31H155L154 33H156V37H159V36H161V41L160 42H155V43H153L154 42V40H152L151 42H150V44H148L147 42H143V43H146L145 44V46H141V48L142 47H145L144 49H147V50H142V52L144 53V52H146V53H149V54H153V55H156L157 54V52L159 51L158 50V48L157 47H159V46H162V48L160 49L161 50V54H162V52L163 51H165L166 50V46L167 47H169L170 48V50H171V52L172 53H174V55L173 56H171L169 59H167V58H165L164 56L161 58L160 56V54H157V56H159L158 57V59H156V56H154V58H153V55L151 54L150 56L148 55V56H146V53H142L141 52V49H139L140 50V52L142 53L141 54V56L139 55L140 53L139 52H136V50H138V48H136V50H134L135 49V47L134 46H137V44L135 45V44H133L132 42H131V44H130V39L132 38V37H128V39H126V40H129L128 42H129V45H130V47H134V49H132V50H128V49H126V50H128L129 52V54H130V52L133 54L134 53V51H135V53H138L137 55H132V57L133 56H138V58L140 57V61H138L137 60V57H134V59H136L137 60V63L138 62H140V63H138V64H141V63H143L144 61L145 62H147V60H148V62L147 63H149V61H151L152 60V58L153 59H155L154 60V63H155V61H156V63L157 64H159L158 62H161L160 64H161V67L162 68H160V66L158 67L157 66V68H159V69H161L160 71L162 72V71H166V73L165 74H167V72H172V71H175V72H178V73H180L179 71H181L180 69L182 68V69H185V67H186V69H187V71H190V72H192V75L191 76H189L190 78L189 79H191L190 80V84L192 85L193 84V89H195L196 91H197V95H198V93H199V95H198V97L201 99V102H193V103H195V104H197V105H192V107L195 109V108H198L199 109V112H198V114L201 116V115H204V117H205V115L206 114H208L209 115V113H208V111L209 110H211V109H213V110H217V109H219V110H222V112L220 111V113H223V114H221L222 116H219V117H222V118H224V119H222V124H220V125H222V126H220V131H218V130H215L214 131V137L215 136H222V142H221V146L218 144V143H214V146H212V147H210V148H212L209 152H207V149H206V153H204V154H202L201 156L202 157H200V159H199V156H196V157H198V159L197 158H195L194 159V161H193V163L191 162V164H192V167H193V170L191 169V167H188L189 169H188V171L191 169V171H189V172H191V173H189L188 172V175L190 174V177L188 178L187 177V175L185 174V177H187V182H188V179H189V182H188V188L189 189H192L193 191H194V193L195 194H204L205 195V199L203 200V198L201 199L203 202L202 203H200V205H198L196 208H199L198 209V214H201L199 217L204 221H202V220H200V221H202V223H203V225H205V222H206V225L207 226H209V227H211L210 229H211V231H212V240H211V244H213V241L216 243V245H217V243L219 244V246H225V247H228V246H231L232 247V245L233 244H239L238 242H239V240H238V242L236 241V239H234L235 241H236V243H233V241H232V238L233 237H235V235L238 237V227L240 228V226H241V224H243V222H245L249 217V220L251 219V217H252V215L255 213V211L258 209V208H260L261 207V205H260V207H258L255 211H254V207L257 205H259L260 203L261 204H263L264 205V117H262V119H263V122H262V120H260V116H259V114H257V113H254V112H256V111H258V112H261V111H263L262 109V106H264V93H262L263 91L261 90L262 89V86L260 87V85L259 84H257L256 82H258L257 80H255L256 78H255V76H256V74H254L253 75V71H252V67H251V64H252V61H254V59H256L255 60V64L257 65V73L261 76V79H263L264 80V73L262 72V70L260 69V66H259V64H258V60H257V47H258V43H259V39H260V36H261V34H262V31H263V29H264V17H263V14H262V11H264V0H255V4H257V5H253L254 3H252V4H250V1L248 2L251 6L250 7H245V6H243V8L241 7L240 8V10H237V8H238V5L237 4H241V3H243L245 0H155ZM154 1V2H155ZM243 1V2H242ZM22 2V1H21ZM25 2V1H24ZM30 2V1H29ZM43 2V1H42ZM41 2V3H42ZM65 2H67V0L65 1ZM81 3H82V1H80ZM91 2H92V4H91ZM91 2H90V0H89V4H85V6L86 7H84L85 8V10H84V12L86 11V8H87V10H89L88 12H91V8L93 7V9H94V7H96V5H97V10L99 9V11H100V7L98 8V6H99V3H97L96 4V2H98V1H95L94 2V0L92 1L91 0ZM94 2V3H93ZM108 2H110V1H108ZM113 1H112V4L114 3ZM148 2H150V0H148ZM147 2V3H148ZM152 2H150V3H152ZM153 2V3H154ZM62 3H59L60 4V6H59V8H64L66 11H67V9H68V11H70L69 9H73L74 8V6L72 5V2H71V4H70V6H68L69 5V1L67 2L68 3V5H66V7L68 6V7H70V8H65V7H63V4ZM67 3H64V4H67ZM74 3V2H73ZM85 3H87L86 1H85ZM104 3V2H103ZM111 3V2H110ZM116 3V5H117V3L118 4H120L119 2H115ZM114 3V4H115ZM122 3V2H121ZM124 3V2H123ZM245 3V2H244ZM26 4V3H25ZM34 4V3H33ZM38 4V3H37ZM43 4L45 5V2H43ZM76 4H78V2L76 3ZM84 4V3H83ZM91 4V5H90ZM96 4V5H95ZM102 4V3H101ZM105 4V6H106V3H104ZM103 4V5H104ZM124 4H127L126 2L124 3ZM124 4H121V6L122 5H124ZM156 3H154V5H155ZM30 5H31V3H30ZM34 5H36V4H34ZM42 5V4H41ZM43 5V6H44ZM56 5V7H58ZM75 5V4H74ZM79 5V4H78ZM88 5H90V6H88ZM95 5V6H94ZM102 5V6H103ZM110 5V4H109ZM149 5V4H148ZM152 5V4H151ZM157 5V4H156ZM73 6V7H72ZM79 6H83L82 4L81 5H79ZM101 6V5H100ZM101 6V7H102ZM104 6V7H105ZM118 6V5H117ZM147 6V5H146ZM239 6H241V5H239ZM30 7V6H29ZM75 7H78V6H76L75 5ZM108 8H103L104 10L106 9V11H107V9H108V14L109 15H112V17L111 18H113V16L115 15H113V14H110L111 12H110V10L114 7V6H112V5H110V6H107ZM110 7H112L110 10H109V8ZM126 7V6H125ZM129 7H131V9H130V11H129ZM135 7H136V5H135ZM134 7V8H135ZM142 7V8H141ZM141 7H136L137 9H139V8H141V9H145V8H143L144 6L143 5H141ZM151 7V6H150ZM155 7V6H154ZM263 7V8H262ZM90 8V9H89ZM115 8V7H114ZM118 8H119V6H118ZM118 8H116V9H118ZM234 8H236V9H234ZM78 9V8H77ZM73 10V12H77L76 14H78V10ZM79 9H82L83 10V8H79ZM102 9V10H103ZM116 9H114V10H116ZM124 9V8H123ZM140 9V10H141ZM154 8L152 7V10H153ZM82 10H80V11H82ZM97 10H94V11H97ZM113 10V9H112ZM120 11L122 10V8L120 7V9H119ZM146 10V9H145ZM150 10V9H149ZM149 10H148V12H149ZM155 9L153 10L154 12L156 11ZM62 11V10H61ZM120 11H116V12H113V13H117V12H119V13H121V15H124V14H122V12H120ZM125 10H123V12H124ZM133 12H134V9L132 10ZM138 11V10H137ZM147 11V10H146ZM156 11V12H157ZM11 12V11H10ZM33 12H34V10H33ZM63 12V11H62ZM73 12H71V13H73ZM87 12V13H88ZM93 12V11H92ZM104 12V11H103ZM127 12V11H126ZM135 12H136V10H135ZM134 12V13H135ZM138 12H141V11H138ZM153 12V13H154ZM155 12V13H156ZM30 13H32V12H30ZM47 13V12H46ZM65 12H63L62 14H59V15H62L63 17H64V14ZM67 13H69V12H67ZM66 13V14H67ZM82 13H83V11H82ZM86 12H85V15H88ZM125 13V12H124ZM143 13H146V12H143ZM154 13V14H155ZM74 14V13H73ZM76 14H74V15H76ZM81 14V13H80ZM84 14V13H83ZM92 14V13H91ZM97 13H94L93 15L95 16ZM107 14V13H106ZM105 14V15H106ZM140 13H138L137 15H139ZM141 14H142V12H141ZM140 14V16L142 17V18H144L143 17V15H141ZM149 14V13H148ZM147 14V15H148ZM153 14V15H154ZM68 15H70V14H67V17H68ZM74 15H71V16H73L74 17V19H75V16ZM82 15V14H81ZM80 15V16H81ZM85 15H84V17H85ZM90 15V14H89ZM100 15L102 16L103 14H102V12L100 13ZM120 14H118V16H117V18H120V16H121ZM125 15L126 16H128L126 13H125ZM137 15H135V16H137ZM156 15V14H155ZM38 16V15H37ZM61 16V17H62ZM92 16V15H91ZM91 16H89V19H88V21H90L91 22ZM104 16V15H103ZM139 16V17H140ZM145 17H146V19H147V16H146V14L144 15ZM158 16V15H157ZM31 17V16H30ZM83 17V16H82ZM87 17V16H86ZM86 17H85V20H86V23H87V19H86ZM98 17H100V16H98ZM107 17H109V16H107ZM115 17H116V15H115ZM151 17H152V15H151ZM150 17V18H151ZM65 18V17H64ZM63 18V19H64ZM78 18H80L81 19V17H78ZM88 18V17H87ZM93 18V17H92ZM95 19L94 20H96V18H97V16L96 17H94ZM106 18V17H105ZM111 18H108V20L109 21H107V23L109 22L110 23V21H114L113 22V26H120V25H117V24H121V20L120 21H116L115 22V20H111ZM125 18V16H123L122 17V19H124ZM131 18V19H132ZM69 19H71V18H69ZM73 19V18H72ZM76 19H77V17H76ZM97 19H99V18H97ZM102 19H103V22L102 21H97L98 23L100 22H102V26L104 25V27H105V24H107V23H105V24H103L104 23V17H102ZM121 19V18H120ZM136 19H139L140 20V18H138V16H137V18ZM145 19V18H144ZM143 19V20H144ZM145 19V20H146ZM40 20V19H39ZM83 20V23H85V20H84V18L82 19ZM106 20H107V18H106ZM117 20H119V19H117ZM77 21V20H76ZM75 20L73 21V23L74 22H76ZM79 21V20H78ZM92 21H93V19H92ZM126 21H128L127 19L124 21V23L126 22ZM133 21H131V23L133 22ZM51 22V21H50ZM69 21H68V18H67V22L66 23H68ZM81 22V21H80ZM120 22V23H119ZM40 23V22H39ZM61 23V22H60ZM63 23V22H62ZM62 23H61V25H62ZM79 22H76V24H78ZM82 23V22H81ZM91 23H93V22H91ZM94 23H96L95 21H94ZM93 23V24H94ZM115 23V24H114ZM131 23H130V25H131ZM52 25H53V23H51ZM58 24V23H57ZM64 24H65V22H64ZM69 24H71V22L69 23ZM80 24V23H79ZM122 24H123V22H122ZM126 24H129V21H128V23H126ZM141 24V25H142ZM153 24V25H152ZM48 25H50V24H48ZM59 25V24H58ZM88 25V24H87ZM89 25H90V23H89ZM96 25V24H95ZM94 25V26H95ZM98 25H100V24H98ZM65 26H67V25H65ZM71 26L73 27L72 29H71V27H69V25L67 26V27H63V29L64 28H66V32H67V30L69 29L70 31L69 32H71V30H72V32H76V31H78V27L79 26H77L76 25V27H77V29H76V27L74 26V25H72L71 24ZM82 26V25H81ZM84 26H86V24H83V26L82 27H84ZM102 26H100V28L99 29H97V31L98 32H101V31H99V30H101V28H102ZM140 26V25H139ZM46 27V26H45ZM90 27H93V26H90ZM90 27H86L87 28V30L90 28ZM99 27V26H98ZM97 27V28H98ZM104 27H103V30L105 31L107 28H111L110 26L108 27V26H106V29H104ZM121 27V26H120ZM120 27H118V29L120 28ZM134 27L132 28V30L134 29ZM59 28V27H58ZM68 28V29H67ZM81 28V27H80ZM85 28V27H84ZM95 28V27H94ZM116 28V27H115ZM127 28V27H126ZM147 28V30H145ZM206 28H208V30H206ZM30 29V28H29ZM39 29V28H38ZM73 29H76V31H73ZM91 29V28H90ZM89 29V30H90ZM125 29V28H124ZM136 29H134L133 31H135ZM148 29H150V30H148ZM52 30V29H51ZM51 30H49V31H51ZM82 31L84 30L85 31V29H81ZM87 30H86V33L87 34H89V32L90 31H94L93 30V28L89 31V32H87ZM96 30V29H95ZM102 30V31H103ZM113 30V29H112ZM115 30H117V29H115ZM122 30V29H121ZM120 30V31H121ZM63 31V30H62ZM64 31V32H65ZM83 31V32H84ZM96 31V32H97ZM108 31H111V30H108ZM119 31V30H118ZM129 31H130V27H129ZM129 31H127V32H129ZM25 32V31H24ZM69 32H67V34L69 33ZM71 32V33H72ZM81 32V31H80ZM75 33V34H77V35H80V36H78V37H80L81 38V34H82V36L83 35H85L83 32L82 33ZM97 32V33H98ZM107 32V31H106ZM111 32H114V31H111ZM124 32V31H123ZM125 32H126V29H125ZM12 33V32H11ZM39 33V32H38ZM91 33V32H90ZM94 34H96V36H97V33H95V32H93ZM92 33V34H93ZM104 33V32H103ZM137 33V32H136ZM135 32H134V35H133V33L130 35L129 33L127 34V35H129V36H135V34H136ZM152 33V34H151ZM67 34H65V35H67ZM75 34H73V36L75 35ZM91 34V35H92ZM102 34V33H101ZM118 34V33H117ZM124 34V33H123ZM142 34V33H141ZM161 34V35H160ZM210 34H212V35H210ZM99 35H100V33H99ZM98 35V37H100ZM103 35V34H102ZM101 35V36H102ZM109 35H110V33H109ZM108 35V36H109ZM114 35H115V33H114ZM113 35V36H114ZM120 35V34H119ZM144 35V34H143ZM147 35V36H148ZM157 35H159V36H157ZM35 36V35H34ZM69 36H70V34H69ZM88 35H85L84 37H87ZM95 36V37H96ZM112 36V35H111ZM111 36H109V37H107V38H109V40H110V37ZM140 36V35H139ZM142 36V35H141ZM155 36V35H154ZM210 36H212L213 38H211L210 40L212 41V39H213V42H212V44H210L211 46L213 45L214 46V48L213 47H211L212 48V52H213V54H212V56L213 57H211V61H213L214 59H216L215 61H213V63L214 62H216L220 67H217V68H221L219 71H223L222 73L220 72H217L216 71V66H217V64H216V66H214L215 68H213V69H215V71L214 72H212L213 74H211L212 76L214 75V74H216V72H217V78H218V76H219V78L218 79H216L218 82H221L220 80H223L224 78H225V80L226 81H228L229 82V84L228 85H226L225 83L226 82H222V85H223V83L226 85V86H222V89L220 88V86H219V89H221L220 91H221V93L220 92H218V94L215 92H212V91H214V90H212V87L211 88H209V85L206 83V81H208L209 79H210V81H211V79L213 80V78H215V75L212 77V76H210L209 75V77H207L206 75V77L205 78H209L208 80L206 79V81H204L203 80V78H204V75H203V72H204V74H210L211 72H209V69H207V67H204L205 68V70L204 69H201L202 67H200V69L203 71V72H201V70H200V72H199V69H198V71H195V70H193V69H195L196 67H197V64H199V62H200V60H198L199 58H198V54H199V50L201 51L202 50V48H204V46L202 47L201 45H204L205 44V39H207V37H210ZM57 37V36H56ZM75 37V36H74ZM73 37V38H74ZM77 37V36H76ZM84 37L83 38H81L82 40L84 39ZM95 37H94V35H93V39H92V37H89L88 36V38H91L92 40V42L93 41H95V40H99L100 38H101V40H103V38L102 37H100L99 39H95ZM97 37V38H98ZM103 37H104V35H103ZM117 37H120V36H117L116 35V40H117ZM155 37V38H156ZM71 38H72V35H71ZM88 38H85V39H87L88 40ZM123 38V37H122ZM138 38V37H137ZM137 38H136V40H137ZM148 38V37H147ZM154 38V37H153ZM76 39V38H75ZM85 39H84V41H85ZM95 39V40H94ZM105 39H106V37H105ZM113 39V38H112ZM111 39V40H112ZM119 39V38H118ZM123 39H125V38H123ZM133 39V38H132ZM140 39V38H139ZM145 39V38H144ZM9 40V39H8ZM78 40V39H77ZM80 40V39H79ZM78 40V41H79ZM100 40V41H101ZM133 40H135V39H133ZM106 41H108V40H106ZM120 41H122V39L120 40ZM204 42V44H203V42ZM211 41L209 42L208 41V43H211ZM31 42H33V40L31 41ZM83 42V41H82ZM89 43H90V41H88ZM118 42H119V40H118ZM123 42V41H122ZM127 41H126V43H128ZM139 42V41H138ZM138 42H136V43H138ZM178 42H180L179 44H180V46L182 45V47H184V51L186 52V49L188 50L187 52H188V54H183L184 53V51L180 54L181 55V59H183V60H185V58L188 60V65L190 66V68H187L188 66H187V64H186V66L184 67L183 65H185L184 64V61L182 62V60L181 59H179L178 58V56H176L177 55V49L178 48H175V45H176V43H178ZM10 43H11V41H10ZM19 43L21 44L22 42H20L19 41ZM142 43V42H141ZM192 43H195V46H193V48H192V45H194V44H192ZM93 44H95V43H93ZM113 44H114V42H113ZM112 44V46H116L117 44H115V45H113ZM125 44V43H124ZM139 44V43H138ZM152 44V45H151ZM201 44V45H200ZM24 45V44H23ZM50 45H51V42H50ZM96 45V47L98 46V44H95ZM105 45V44H104ZM107 45V44H106ZM110 45V43L108 44V46ZM126 45V44H125ZM132 45V46H131ZM142 45V44H141ZM144 45V44H143ZM148 45H150V48L151 47H153L154 49H155V47H156V49H157V51H156V54H154L153 53V51H155L153 48H147V47H149ZM154 45H155V47H154ZM157 45V46H156ZM190 45V47L192 48L191 49V51L193 50V52H194V50L196 49L197 51H195L196 53H193V52H191L190 50H189V48L190 47H188ZM197 45H200V46H197ZM101 45L99 44V47H98V49L99 48H101L102 49V47H104V46H101ZM112 46H110V47H112ZM124 48L125 47H128V45L127 46H124V45H122ZM197 46V47H196ZM209 45L207 44V48L209 49V47H208ZM106 47V46H105ZM132 47V48H133ZM138 47V46H137ZM201 49H200V48ZM66 48V47H65ZM72 48V47H71ZM83 48V47H82ZM90 48V47H89ZM106 48H109V47H106ZM115 48V47H114ZM118 50H119V45H118ZM140 48V47H139ZM160 48V47H159ZM195 48V49H194ZM206 48V49H207ZM211 48L209 49V51L211 50ZM60 49V48H59ZM69 49V48H68ZM112 49V48H111ZM111 49H110V52H112L111 51ZM123 49V48H122ZM164 49V50H163ZM213 49H214V51H213ZM62 50V49H61ZM77 50V49H76ZM105 50V49H104ZM116 50V49H115ZM120 50H121V48H120ZM151 50V51H150ZM153 50V51H152ZM167 50H169V49H167ZM58 51V50H57ZM57 51H56V53H57ZM71 51V50H70ZM75 51V50H74ZM102 51V50H101ZM109 51V50H108ZM203 51H204V49L202 50V53L200 52V54H203ZM7 52H10V50L9 51H7ZM59 52H60V50H59ZM72 52V51H71ZM90 52V51H89ZM181 52V51H180ZM189 52H191V53H193L194 55H192L191 53H190V55H189ZM197 52H198V54H197ZM206 52V51H205ZM55 53V54H56ZM134 53V54H135ZM168 53H170V51L168 52ZM207 53V52H206ZM3 54V53H2ZM4 54H5V51H4ZM55 54H53L54 55V57L56 56L57 57V54L55 55ZM72 54V53H71ZM163 54H165V53H163ZM162 54V55H163ZM167 54V53H166ZM176 54V55H175ZM208 54V53H207ZM215 54V55H214ZM52 55V56H53ZM61 55V54H60ZM97 56H98V54H96ZM103 55V54H102ZM130 55V56H131ZM144 55V57H146L145 59H144V57H142ZM195 55H197L196 56V58H194V56ZM206 55V54H205ZM59 56V55H58ZM64 56V55H63ZM106 56V55H105ZM111 56H112V54H111ZM110 55H109V57H110V63L112 62V64L111 65H115L114 63H118L117 61H119L118 59H117V57H116V59H117V61H116V59H114V63H113V61H111V60H113L112 58L113 57H115L114 56V54H113V57H111ZM127 56H128V54H127ZM126 56V57H127ZM129 56V57H130ZM193 58H191V57ZM200 56V55H199ZM202 56H204V55H202ZM214 56H215V58H214ZM65 57V56H64ZM107 57V56H106ZM123 57V56H122ZM149 57V58H148ZM210 57V56H209ZM44 58V57H43ZM50 58V57H49ZM67 58V57H66ZM84 58V57H83ZM118 58H120V57H118ZM141 58H143L142 60H141ZM148 58V59H147ZM205 58V56L203 57V60H206V59H204ZM208 58V57H207ZM47 59V58H46ZM55 59V58H54ZM58 59V58H57ZM103 59H104V57H103ZM106 59H108V58H106ZM122 59V58H121ZM124 59H125V61H126V59L127 58H125L124 57ZM129 59H131V57L129 58ZM128 59V61H130ZM133 59V58H132ZM147 59V60H146ZM151 59V60H150ZM159 59H160V61H159ZM190 59H192V62H190ZM195 59L196 60H198L197 61V63L196 64H194L196 61H195ZM202 59V58H201ZM3 60V59H2ZM59 60V59H58ZM68 60V59H67ZM66 60V61H67ZM78 60V59H77ZM100 60H102V59H100ZM136 60L134 61V62H136ZM144 60V61H143ZM158 60V61H157ZM193 60H194V63H193ZM33 61V60H32ZM46 61V60H45ZM50 61V60H49ZM54 60H52V62H53ZM57 60H55V62H56ZM64 61V60H63ZM69 61H71V60H69ZM69 61H67L68 63H71V62H69ZM103 61V60H102ZM104 61H106V60H104ZM103 61V62H104ZM153 61V60H152ZM151 61V62H152ZM202 61V60H201ZM207 61V60H206ZM2 62V61H1ZM35 62H40V61H35ZM44 62V61H43ZM51 62V61H50ZM60 62V61H59ZM74 62H75V60H74ZM92 62H94V61H92ZM91 62V63H92ZM108 64H109V62H108V60L106 61ZM106 62H104V64L106 63ZM123 62V64H118V66L117 67H119L120 68V66L121 67H123V66H126L127 65V63L126 62H124V61H122ZM121 61H120V63H122ZM132 62H133V60H132ZM204 62V61H203ZM11 63V62H10ZM9 63V64H10ZM28 63V62H27ZM34 63V62H33ZM66 63V62H65ZM81 63V62H80ZM95 63V62H94ZM106 63V64H107ZM124 63H126V65L124 64ZM136 63V64H137ZM155 63V65H153V66H156L157 64ZM202 63V62H201ZM200 63V64H201ZM205 63V62H204ZM204 63H202V64H204ZM212 63V64H213ZM15 64V63H14ZM30 64V63H29ZM32 64V63H31ZM52 64V63H51ZM54 64V63H53ZM52 64V65H53ZM61 64H62V62H61ZM78 64V63H77ZM88 64V63H87ZM87 64H86V66H87ZM100 64H103V63H101L100 62ZM108 64L106 65V66H104V68L105 67H108ZM129 64H130V62H129ZM129 64H128V66H129ZM132 64H134V63H132ZM146 64V63H145ZM200 64L198 65V66H200ZM207 64V63H206ZM211 64V65H212ZM11 65V64H10ZM26 65V64H25ZM35 65V64H34ZM38 66H39V64H37ZM60 65V64H59ZM58 65V66H59ZM63 65V64H62ZM66 65V67L68 68V69H63V67H62V69H60L61 67H57L58 69H60V70H62V72L63 71H65V73L67 72V70H69V72H67L66 74H63V77L61 76V78L58 80V81H56V80H54L53 79V77H52V79L54 80V81H52V82H54V83H56V82H59V83H63V84H65V85H63V86H61V88L63 87L64 89V91H65V93H63V90L60 88V90L62 91V96H61V98H62V100H64L65 102H64V106L66 105V103H67V105L66 106H68V104L70 105V103H71V105H73V102L72 101H77V103H75L74 105H73V107H80V106H82V103H83V101H86V103H87V105H88V109H87V111L89 112V113H91V112H96V113H94V114H97V109L101 112V110L100 109H102V112L104 113L105 112V110H104V108L105 109H107V110H110V108H111V110H112V108H113V110H117V106H118V104L117 103H120V105H121V103L122 104H124V106L122 105L121 107H125V108H127V107H129L130 106V104H129V106L128 105H125V103H128V102H126V101H124V100H119V96L120 95H116L115 94V96H114V93H115V91L113 90V85L111 86L112 87V90H111V88H110V86L109 85H111L110 83H109V85H107V80H109L110 79V77H112L113 75H111L110 77L108 76L109 75V73L108 74H106L107 76H108V78H107V76L106 75H102L103 77H101V75L100 74H98L99 76V78L101 79V81L103 80V81H105V82H101L100 81V83L98 84H96V83H94L95 81L97 82V80H98V77L97 76H95V74H91L92 72H86L85 71V74L84 73H82V74H84V75H79L77 72H79V71H81V72H83L82 70H80V68H75L76 67V62L75 63H73V64H70L73 68H75V71H74V69H71L72 67L69 65V64H65ZM68 65V66H67ZM74 65V66H73ZM123 65V66H122ZM143 65V64H142ZM209 65V64H208ZM5 66V65H4ZM7 66V65H6ZM36 66V65H35ZM44 66V65H43ZM78 67H79V65H77ZM93 66V65H92ZM99 66V65H98ZM103 66V65H102ZM110 66V65H109ZM131 67H132V65H130ZM129 66V67H130ZM134 66V65H133ZM139 66V65H138ZM138 66H136V67H138ZM1 67V66H0ZM3 67V66H2ZM55 67V66H54ZM69 67H71V68H69ZM152 67V66H151ZM6 68V67H5ZM5 68H3V69H5ZM8 68H10V67H8ZM21 68H23V66L21 67ZM25 68V67H24ZM51 68H53V67H51ZM57 68H56V70L55 71H58L57 70ZM83 68V67H82ZM101 68V67H100ZM99 68V69H100ZM126 68V69H125ZM123 70L126 72V70H128L129 68L128 67H125ZM141 68V66L140 67H138V71H143V69L141 70L140 69ZM148 68V67H147ZM157 68H155V70L157 69ZM198 68V67H197ZM197 68H196V70H197ZM209 68H210V65H209ZM12 69V68H11ZM31 69V68H30ZM40 70H38L39 72L40 71H42L41 69V67L39 68ZM50 69V68H49ZM54 69V68H53ZM71 69V70H70ZM79 69V70H78ZM90 68H88V70H89ZM109 69V68H108ZM122 69V68H121ZM133 69V68H132ZM131 69V70H132ZM159 69H157V71H159ZM164 69V70H163ZM166 69H168V70H166ZM169 69H172V70H170L169 71ZM175 69V70H174ZM189 69V70H188ZM208 70V72H207V70ZM0 70H1V68H0ZM7 69H5V71H6ZM23 70V69H22ZM24 70H26V69H24ZM78 70V71H77ZM92 70V69H91ZM94 70V69H93ZM102 70V69H101ZM104 70V69H103ZM145 70V69H144ZM177 70V71H176ZM218 70V69H217ZM2 71V70H1ZM37 71V72H38ZM44 71H45V68H44ZM48 71V70H47ZM50 71H52V70H50ZM74 71V72H73ZM77 71V72H76ZM118 71V70H117ZM130 71V70H129ZM137 71V72H138ZM146 71V70H145ZM149 71V70H148ZM148 71H146V75H147V72ZM154 71V70H153ZM152 71V72H153ZM159 71V72H160ZM193 71L195 72V73H197V75L196 74H194L193 73ZM210 71H212V70H210ZM4 72V71H3ZM2 72V73H3ZM8 72V71H7ZM33 72H34V70H33ZM53 72V71H52ZM62 72L60 73L61 75H62ZM77 74H76V73ZM94 72H95V70H94ZM99 72V71H98ZM174 72V73H175ZM182 72H185L184 70L182 71ZM189 72V73H190ZM206 72V73H205ZM1 72H0V79H2V74ZM11 73V72H10ZM49 73V72H48ZM102 73V72H101ZM126 73H128V72H126ZM131 73V72H130ZM133 73V72H132ZM157 73L158 72H156V75H154L155 77H159V75H157ZM173 73V72H172ZM177 73V74H178ZM185 73H187V72H185ZM185 73H183V74H185ZM198 73H199V76H201V75H203V78L202 77H199L198 76ZM4 74V73H3ZM35 74V73H34ZM37 74V73H36ZM55 74V73H54ZM54 74H53V76H54ZM87 74V75H86ZM104 74V73H103ZM137 74V73H136ZM136 74H135V77L137 78V76H136ZM142 74V73H141ZM141 74H139L138 75V79H140V77L142 76L143 77V75H141ZM148 74H150V73H148ZM153 74H155V73H153ZM159 74V73H158ZM162 74V73H161ZM163 74H164V72H163ZM176 74V75H177ZM191 74V73H190ZM190 74H188L187 73V76L188 75H190ZM201 74V75H200ZM22 75V74H21ZM20 74L18 75V77L19 76H21ZM57 75H58V72H57ZM90 75V76H89ZM91 75H94V77H97L96 78V80L94 81V79H93V81H90V79L89 80H87V79H85L87 76V78H89V77H91ZM123 75H125L126 76V74H124L123 73ZM123 75H120L121 77L123 76ZM131 75V74H130ZM145 74H144V77L146 76ZM168 75V74H167ZM170 75H171V73H170ZM169 75V76H170ZM172 75H175V74H172ZM180 76L182 75L181 73L179 74ZM5 77H6V75H4ZM3 76V77H4ZM10 76V75H9ZM17 76V75H16ZM48 76H49V74H48ZM60 76V75H59ZM106 76V77H105ZM124 76V77H125ZM128 76H129V74H128ZM148 76H152L153 78H154V76L153 75H147V78H148ZM164 76V75H163ZM169 76H166L165 75V77H168L169 78ZM184 76H186V74L184 75ZM186 76V77H187ZM21 77H23V75L21 76ZM20 77V78H21ZM94 77H91V80H92V78H94ZM105 77V80L103 79ZM119 77V76H118ZM121 77H120V79H121ZM124 77L122 78V79H124ZM162 77V76H161ZM171 77H173V76H170V80L172 81V79H171ZM220 77H223V79L221 78L220 79ZM7 78H8V76H7ZM20 78H18V79H20ZM45 78V77H44ZM43 78V79H44ZM58 78V77H57ZM126 78V77H125ZM129 78V77H128ZM134 78V77H133ZM153 78L152 79H150V78H148V79H146V78H143V79H146V80H148V81H154L153 80ZM168 78H166L167 80H168ZM177 78H179V77H177ZM4 79H6V78H4ZM10 79H11V77H10ZM13 79V78H12ZM14 79L16 80V78L14 77ZM13 79V80H14ZM18 79L16 80V82H19L18 81ZM46 79V78H45ZM99 79V80H100ZM113 79V83H114V78H112ZM121 79V80H122ZM154 79H158V78H154ZM160 79V78H159ZM162 79V78H161ZM165 79V78H164ZM182 79V78H181ZM188 79V80H189ZM220 79V80H219ZM49 81H50V79H48ZM98 80V81H99ZM144 81V85H148V84H145V82L146 83H148L147 81ZM163 80V79H162ZM166 80V81H167ZM175 80H177L176 78H175ZM187 80V79H186ZM215 80V79H214ZM213 80V81H214ZM3 81V80H2ZM35 81V80H34ZM48 81V82H49ZM110 81V80H109ZM118 81H119V79H118ZM123 81H125V80H123ZM126 81L127 82H129L127 79H126ZM125 81V82H126ZM132 86H133V84L135 83L134 81H137L138 83H139V91L141 92V90L140 89H142V87H145V86H142L141 87V83L138 81V80H133L132 79ZM158 81V80H157ZM164 82H165V80H163ZM173 81H174V79H173ZM210 81H209V83H210ZM7 81H5V83H6ZM10 82V81H9ZM8 82V83H9ZM15 81H13V82H11V83H13V85H14V83H16ZM21 82V81H20ZM37 82V81H36ZM51 82V81H50ZM50 82L48 83V85L50 84ZM111 82V81H110ZM125 82H121L120 81V83H121V85L122 84H124ZM137 82H136V84H137ZM159 82H160V80H159ZM158 82V83H159ZM216 82V81H215ZM214 82V83H215ZM218 82H216L217 84H218ZM1 83V82H0ZM130 83H131V81H130ZM130 83H128V84H124V86L125 85H127V87H128V85H130ZM158 83H157V85H158ZM162 83V85L164 84L163 82H161ZM179 83V82H178ZM213 83V82H212ZM215 83V84H216ZM7 84V83H6ZM17 84V83H16ZM52 84V83H51ZM154 84H155V82H154ZM154 84H151V85H149V86H151L152 87V85H154ZM165 84H166V82H165ZM174 83H172L171 84V82H170V86L171 85H173ZM211 84V83H210ZM220 84V83H219ZM218 84V85H219ZM5 85V84H4ZM18 85V84H17ZM21 86H22V84H20ZM56 85V84H55ZM54 85V87H56ZM97 85V86H96ZM116 85V84H115ZM118 85V84H117ZM142 85H143V83H142ZM156 85V84H155ZM154 85V86H155ZM156 85V86H157ZM168 85V84H167ZM168 85V86H169ZM212 85V84H211ZM218 85H215V89L216 88H218L217 86ZM259 85V86H258ZM1 86V85H0ZM12 86V85H11ZM51 86V85H50ZM95 86V87H94ZM119 86V85H118ZM123 86V85H122ZM122 86H121V90H122ZM132 86H129V87H131V89L130 90H133V89H135V84H134V88L132 87ZM161 86V85H160ZM184 86V85H183ZM214 86V85H213ZM5 87V86H4ZM17 87V86H16ZM19 87V86H18ZM49 87V86H48ZM52 87V86H51ZM59 86L57 85V88H58ZM115 87V86H114ZM164 87V89H165V86H163ZM167 87V86H166ZM3 88V87H2ZM2 88H0V90L2 89ZM8 89H9V91H10V88L9 87H7ZM97 88V89H96ZM100 88V89H99ZM107 88V89H106ZM116 88V87H115ZM123 88H126V87H123ZM133 88V89H132ZM146 88V87H145ZM154 88H156V87H154ZM153 88V89H154ZM7 89V90H8ZM46 89H47V87H46ZM50 89V88H49ZM48 89V90H49ZM56 89V88H55ZM54 89V90H55ZM96 89V90H95ZM101 89L102 90H108L109 91V89H110V91H111V93H110V95H108V94H106V93H103V92H101ZM119 89V88H118ZM150 89V88H149ZM164 89H162V90H164ZM173 89V88H172ZM178 89V88H177ZM192 89V88H191ZM218 89V90H219ZM2 90H4V88L2 89ZM7 90H5V91H7ZM11 90H12V87H11ZM13 90H18V89H13ZM12 90V91H13ZM52 90V89H51ZM50 90V91H51ZM116 90V89H115ZM120 90V91H121ZM127 90V89H126ZM130 90H128V91H130ZM136 90V89H135ZM143 90H144V88L142 89V92L141 93H139V94H137V95H140L139 97L137 96V98H139V99H141L143 96L141 95L142 93H143ZM146 90H147V88H146ZM167 90V89H166ZM165 90V91H166ZM171 90V89H170ZM212 90V91H211ZM217 90V89H216ZM49 91V92H50ZM109 91V92H110ZM114 91V92H113ZM118 91V90H117ZM134 91V90H133ZM149 91V90H148ZM148 91H144L145 93V95H149L148 93H150V91L148 92ZM156 90H154L153 91V93L155 92ZM178 91V90H177ZM180 91V90H179ZM178 91V92H179ZM182 91V90H181ZM180 91V92H181ZM189 91V90H188ZM47 92V91H46ZM57 92H59V90L58 91H55V93H57ZM101 92V93H100ZM122 92H124L123 90H122ZM161 92V91H160ZM18 93V92H17ZM51 93H52V91H51ZM121 93V92H120ZM131 93H134V92H131ZM156 93V92H155ZM154 93V94H155ZM164 93V92H163ZM54 94V93H53ZM58 94H60V93H58ZM123 94V93H122ZM152 94V93H151ZM179 94V93H178ZM3 95V94H2ZM6 95H9V94H7L6 93ZM6 95H5V97H6ZM129 95V94H128ZM172 95V94H171ZM222 95V96H221ZM118 96V97H117ZM181 96V95H180ZM187 96V95H186ZM185 96V97H186ZM4 96L3 97H1L2 98V100L4 101V98H5ZM13 97V99L15 98L14 96H11V97H9V98H6V99H9V100H11L10 98H12ZM120 97H122V96H120ZM135 97V96H134ZM141 97V98H140ZM167 97V96H166ZM168 97H169V95H168ZM0 98V99H1ZM118 100H117V99ZM122 98H125L124 97V95H123V97ZM122 98H120V99H122ZM128 98H130V97H128ZM148 98H149V96H148ZM180 98H182V97H180ZM263 98V99H262ZM13 99H12V101H13ZM127 99V98H126ZM132 99H133V97H131V99H129V100H131L132 101ZM143 99H145V98H143ZM198 99V98H197ZM238 99V104L236 103L237 101H235V100H237ZM145 100H147V99H145ZM154 100V99H153ZM183 100V99H182ZM8 101V100H7ZM139 101V100H138ZM162 101V100H161ZM180 101V100H179ZM220 101H222V105L221 104H219V102ZM78 102L80 103V105L78 106L77 104H78ZM135 102V101H134ZM134 102H131V103H133V105L131 104V107H129L130 109H134V111H135V109H139V107L138 106H136V104H134ZM170 102V101H169ZM182 102V101H181ZM7 104H8V102H6ZM10 103V102H9ZM13 103V102H12ZM11 103V104H12ZM115 103L117 104L116 106H115ZM138 103V102H137ZM160 103V102H159ZM192 104V103H191ZM99 107H98V106ZM260 105H261V108H260ZM5 106V105H4ZM96 106V107H95ZM100 106H101V108H100ZM173 106V105H172ZM259 106V107H258ZM11 108L13 107V106H10ZM70 107V106H69ZM69 107H66V108H64L65 110H67V109H69ZM90 107V108H89ZM94 107V108H93ZM103 107V108H102ZM121 107H120V111H121ZM155 107V106H154ZM254 108V110H250V109H248V108ZM91 108H93V109H95V108H97V109H95V110H90ZM118 108H119V106H118ZM122 108V111L124 112V109ZM129 108H128V111H129ZM170 108V107H169ZM204 108V109H203ZM13 109V108H12ZM70 109H71V107H70ZM69 109V111H67L66 113H68L69 115L70 114H72L73 113V111H74V109L75 108H72V110H70ZM80 109V108H79ZM79 109H78V111H79ZM14 110V109H13ZM111 110H110V113H111ZM112 110V111H113ZM140 110V109H139ZM142 110H144V109H142ZM193 110V109H192ZM215 110V111H216ZM7 111H8V109H7ZM70 111H71V113H70ZM91 111V112H90ZM98 111V112H99ZM118 111V113L120 112L119 111V109L117 110ZM116 111V112H117ZM121 111V113H123ZM134 111H131V112H129V113H133L134 114ZM137 111V110H136ZM212 111V110H211ZM218 111V110H217ZM75 112V118L74 119H76L77 120V115H79V114H81V113H79V112H77V111H74ZM101 112V113H102ZM154 112V111H153ZM194 112H196V111H194ZM210 112V111H209ZM253 112V113H252ZM10 113V112H9ZM88 113V114H89ZM108 113V112H107ZM109 113V114H110ZM136 113V112H135ZM143 113V112H142ZM164 113V112H163ZM218 113V112H217ZM263 113V112H262ZM7 114V113H6ZM124 114H125V112H124ZM133 114H132V116H133ZM155 114H156V112H155ZM219 114V113H218ZM1 115H3V112H2V114ZM0 115V116H1ZM10 115V114H9ZM87 115V114H86ZM91 115V114H90ZM111 116H112V114H110ZM118 115V114H117ZM116 115V116H117ZM119 115H123V114H119ZM143 115V114H142ZM141 114H140V116H142ZM149 115V114H148ZM147 115V116H148ZM159 114H157L156 115V117H159L158 116ZM208 115H206V117H210V115L208 116ZM215 115L217 116V114L215 113ZM256 115H258L259 117L257 118L256 117ZM71 116V115H70ZM73 116H74V113H73ZM77 116V117H76ZM80 116V115H79ZM95 116V115H94ZM130 116V115H129ZM132 116H131V118H132ZM162 116V115H161ZM184 116V115H183ZM186 116V115H185ZM195 116H197V115H195ZM13 117V116H12ZM67 117V116H66ZM88 117L89 116H87V119H88ZM91 117L92 116H90V121L92 120L91 119ZM119 117H121V116H119ZM123 117V116H122ZM134 117V120H135V116H133ZM199 117V116H198ZM213 117H215V116H213ZM6 118V117H5ZM13 118H15V117H13ZM93 118V120L92 121H94V118L95 117H92ZM100 118H102V116L100 117ZM108 118H110V117H108ZM112 118V117H111ZM115 118H117V117H115ZM127 118H129V117H127ZM130 118V119H131ZM145 118V117H144ZM170 118V117H169ZM200 118V117H199ZM1 119V118H0ZM10 119V118H9ZM9 119H7V120H9ZM12 119V118H11ZM9 120V122L11 121V124H13L14 125V123H12V121H14V120ZM88 119V120H89ZM98 119V118H97ZM113 119V118H112ZM120 119V118H119ZM218 120V118H215V120ZM114 120V119H113ZM133 120V119H132ZM132 121V122H134L135 123V121ZM140 120V119H139ZM144 120V119H143ZM146 120V119H145ZM152 120V119H151ZM151 120H148L149 122L151 121ZM171 120V119H170ZM192 120V119H191ZM198 120V119H197ZM204 120V119H203ZM260 120V121H259ZM64 121V120H63ZM68 121V120H67ZM72 121H74V120H72ZM141 121V120H140ZM172 121V120H171ZM199 121V120H198ZM205 121V120H204ZM2 122V121H1ZM5 122H6V120H5ZM5 122H4V124H5ZM42 122H45V121H42ZM41 122V123H42ZM139 122V121H138ZM142 122V121H141ZM148 122V124H151V122L149 123ZM184 122V121H183ZM200 122V121H199ZM8 121L6 122V125H7V127H9L8 126ZM17 123V122H16ZM118 123V122H117ZM119 123H121L120 121H119ZM123 123H124V121H123ZM127 123V122H126ZM211 123V122H210ZM214 123V122H213ZM131 124V123H130ZM194 124V123H193ZM122 125V124H121ZM126 125V124H125ZM131 125H133V124H131ZM139 125H142V124H139ZM144 125V124H143ZM189 125V124H188ZM42 126H43V124H42ZM56 126H58V124H56ZM107 126V124L105 125V127ZM118 126V125H117ZM124 126V125H123ZM129 126V125H128ZM127 126V127H128ZM134 126V125H133ZM132 126V127H133ZM211 126V125H210ZM209 126V127H210ZM19 127V126H18ZM17 127V128H18ZM55 126H53V128H54ZM167 127V126H166ZM190 127H191V125H190ZM201 127V126H200ZM16 128V129H17ZM58 128V127H57ZM107 128V127H106ZM129 128V127H128ZM134 128H135V126H134ZM140 128H143L142 126H140ZM139 128V129H140ZM146 128V127H145ZM155 128V127H154ZM163 128V127H162ZM47 129H49L48 127H47ZM126 129V128H125ZM190 129V128H189ZM207 129V128H206ZM215 129H217V128H215ZM19 130H21V129H19ZM57 130V129H56ZM62 130H64L65 131V129H62ZM130 130L131 129H128V132H130ZM184 130V129H183ZM211 130V129H210ZM74 131V130H73ZM76 131H78V130H76ZM75 131V132H76ZM81 131V130H80ZM108 131V130H107ZM106 131V133L109 135V131L107 132ZM124 131V130H123ZM154 131V130H153ZM152 131V132H153ZM202 131H204V130H202ZM212 131V130H211ZM16 131L15 130H13V128H12V130L11 129H7V128H4V126H2V123H0V206H4V205H11L10 207H12V205H13V203H17V202H19V203H21V204H24L25 205V203H26V205L28 204V205H30V204H34L35 202H39L43 197H44V195H45V193L47 192L46 190H47V187H48V183H49V178H50V168H48L47 166H50V165H48L47 164V162H48V156L49 155H47L46 156V159H45V156L44 157H42V159H40V158H38L39 156L38 155H41L42 153H43V151L41 150V149H39L38 147V150L39 151H37L36 150V152L37 153H39V152H41V154H34L35 153V147L33 148L32 146V148L30 147L29 148V146L31 145V144H33V143H31V142H28L29 143V146H27L28 145V143H26L27 141H25V143H24V145L25 144H27L26 146H27V148H25L26 146H24V145H22V143H20L19 142V140H18V136H15V135H17V132L15 133ZM21 132H24V131H21ZM79 132V131H78ZM85 132H86V130H85ZM125 132L126 131H124V134H125ZM132 132V131H131ZM128 133V136L130 135V134H132V133ZM136 132V131H135ZM156 132V131H155ZM153 133V134H156V133ZM158 132V131H157ZM208 132V131H207ZM213 132V131H212ZM19 133V132H18ZM25 133V132H24ZM23 133V134H24ZM134 133V132H133ZM75 134V133H74ZM76 134H77V132H76ZM123 134V135H124ZM137 134H139L138 132H137ZM152 134V133H151ZM196 134V133H195ZM21 135V134H20ZM45 135V134H44ZM70 135H72V134H70ZM135 135V134H134ZM158 135V134H157ZM24 136V135H23ZM77 136V135H76ZM110 136V135H109ZM112 136V135H111ZM143 136V135H142ZM141 136V137H142ZM28 137V136H27ZM55 136H53V138H54ZM79 137V136H78ZM127 137V136H126ZM140 137V138H141ZM155 137V136H154ZM154 137H152L153 138V140H155L156 139V137H155V139H154ZM196 137V136H195ZM207 137V136H206ZM57 139L59 138V137H56ZM107 138V137H106ZM129 138V137H128ZM131 138V137H130ZM133 138H134V136H133ZM132 138V139H133ZM136 138V137H135ZM139 138V139H140ZM201 138V137H200ZM132 139H128L129 140V142L128 143H131L130 141H132ZM137 139H138V137H137ZM207 139V138H206ZM23 140V139H22ZM81 140H83V138L81 139ZM80 140V141H81ZM125 140V139H124ZM127 140V139H126ZM135 140V139H134ZM197 140H198V138H197ZM216 140V139H215ZM21 141V140H20ZM79 141V142H80ZM113 141V140H112ZM137 141H139V140H137ZM136 141V142H137ZM201 141V140H200ZM202 141H203V139H202ZM22 142V141H21ZM105 142V141H104ZM140 142V141H139ZM142 142H143V139H142ZM142 142H140V145H141V143ZM183 142V141H182ZM190 142V141H189ZM199 141H197V143H198ZM98 143V142H97ZM109 143H110V141H109ZM144 143V142H143ZM143 143H142V145H143ZM156 143V142H155ZM205 143V142H204ZM35 144V143H34ZM58 144V143H57ZM65 144H67V143H65ZM64 144V146H66ZM79 144V143H78ZM113 143H111V145H112ZM137 144V143H136ZM158 144V143H157ZM184 144V143H183ZM192 144V143H191ZM208 143H206L205 145H207ZM36 145V144H35ZM54 145V144H53ZM56 145V144H55ZM58 145H60V144H58ZM110 145V146H111ZM115 145H116V142H115ZM138 145V144H137ZM139 145V146H140ZM62 146H63V144H62ZM68 146V147H67ZM66 146V148H67V150L68 149H70V147L71 146H74L75 147V144L74 145H71L70 147H69V145H67ZM76 146L77 147H79V145H77L76 144ZM82 146V145H81ZM95 146V145H94ZM109 146V147H110ZM118 146H119V144H118ZM121 146H123V145H121ZM129 146H131L130 144H129ZM138 146V147H139ZM145 146V145H144ZM197 146H198V144H197ZM53 147H55V146H53ZM61 147V146H60ZM98 147V146H97ZM106 147V146H105ZM105 147H104V149L103 150H106L105 149ZM143 147V146H142ZM154 147V146H153ZM152 147V148H153ZM25 148V150L24 151H26V149H33L32 150V152H33V154H32V156L34 157V159H36V158H38V159H36V161H34L33 163H32V156H31V151H30V153H29V150H27L28 151V153L30 154V157H29V162L30 163H32V165L30 164V167L27 169L26 167L27 166H24L25 168H26V170H25V172H24V177H22V179L24 180V184H25V187H24V189L26 190H24L23 191V189H20V188H16V187H9V186H7V185H4V178H5V172H6V170H7V167H9V166H13V165H11L12 163H6V161H8L9 160V158H11L10 156H11V154H13V156L15 157V154H14V152H19L18 150H22V149H24ZM64 148V147H63ZM73 148V147H72ZM112 148V147H111ZM117 148V147H116ZM123 148V147H122ZM121 148V149H122ZM126 148V146L124 145V149ZM128 148V147H127ZM132 148V147H131ZM144 148V147H143ZM157 148V147H156ZM205 148H208V147H205ZM43 149V148H42ZM54 149V151H55V148H53ZM59 149V147L57 148V152L60 150H58ZM79 149V148H78ZM77 149V150H78ZM93 149V148H92ZM118 150H120L119 148H117ZM124 149H122L121 151H123ZM137 148H135L134 147V149H133V152H136L137 150H136ZM145 149V148H144ZM154 149V148H153ZM17 150V151H16ZM44 150V149H43ZM99 150V149H98ZM111 150V149H110ZM127 150H129V152H130V150H132V149H127ZM126 149L124 150V151H126L127 152V154H129L128 153V151H127ZM136 150V151H135ZM142 150V149H141ZM140 150V152H142ZM203 150V149H202ZM23 151V150H22ZM19 152L18 154H20L21 155V157H20V155H17L18 157H20L21 158V160H19L20 162H22L23 161V163L25 164V157H26V155L27 156H29V154L27 153V152ZM70 151H71V149H70ZM73 151H74V149H73ZM91 151V150H90ZM115 151V150H114ZM113 151V152H114ZM156 151V150H155ZM154 151V152H155ZM194 149H193V153H194ZM201 151V150H200ZM5 152V155L7 156V157H9L8 159H6V157H4V155H2L3 153ZM81 152H82V150H81ZM92 152V151H91ZM97 152V151H96ZM99 152V151H98ZM105 152H107V151H105ZM117 152V151H116ZM126 152H123V153H121V154H124V153H126ZM133 152H130V154L131 153H133ZM144 152V151H143ZM147 152V151H146ZM150 152V151H149ZM22 153L23 154H26V155H22ZM67 153H69V152H67ZM72 153H74V152H72ZM75 153H77V151L75 152ZM74 153V154H75ZM79 153V152H78ZM93 153V152H92ZM109 153H110V151H109ZM137 153V152H136ZM195 153H199V151H195ZM195 153H194V155H195ZM10 154V155H9ZM44 154H46V153H43V155ZM111 154H113L112 152H111ZM120 154V153H119ZM118 154V155H119ZM135 154V153H134ZM133 154V155H134ZM139 154V153H138ZM43 155H41V156H43ZM67 156H69L70 154H66ZM73 155V154H72ZM75 155H77V154H75ZM88 154H86V156H87ZM100 155H101V153H100ZM106 155H108V154H106ZM144 155V154H143ZM142 155V156H143ZM156 156L158 155V153L157 154H155ZM154 155V156H155ZM169 155V154H168ZM186 155V154H185ZM191 155V154H190ZM2 156H3V158H2ZM38 156V157H37ZM40 156V157H41ZM74 156V155H73ZM94 156V155H93ZM98 156V155H97ZM97 156H95V158L97 157ZM113 156V155H112ZM125 155H123V157H124ZM130 156V155H129ZM137 156V155H136ZM189 156V155H188ZM13 157V158H14ZM18 157H17V159H18ZM23 157V158H22ZM57 157V156H56ZM65 157V156H64ZM74 157H76V156H74ZM78 157H79V155H78ZM92 157V156H91ZM90 157V158H91ZM103 157V156H102ZM123 157H121V158H123ZM126 157H127V155H126ZM126 157H124V158H126ZM131 157H133L132 155H131ZM139 157V156H138ZM147 156H145V158H146ZM149 157V156H148ZM147 157V158H148ZM191 157V156H190ZM13 158H11V159H13ZM19 158V159H20ZM27 158V157H26ZM31 158V159H30ZM59 158V157H58ZM62 158H63V156H62ZM66 158V157H65ZM68 158H70V157H68ZM89 158V159H90ZM94 158V157H93ZM94 158V159H95ZM99 158V157H98ZM97 158V159H98ZM113 158H115V157H113ZM130 158V157H129ZM129 158H127L126 160H128ZM144 158V157H143ZM146 158V159H147ZM153 158H155V157H153ZM157 158V157H156ZM155 158V159H156ZM162 158V157H161ZM165 158V157H164ZM193 158V157H192ZM5 160V163L6 164H4L3 162H4V160ZM60 159V158H59ZM71 159V158H70ZM72 159H73V157H72ZM76 160H78L77 158H75ZM96 159V160H97ZM102 159V158H101ZM103 159H104V157H103ZM116 159V158H115ZM133 159H134V157H133ZM140 159V158H139ZM138 159V161H140ZM177 159V161H178V158H176ZM13 160H15V159H13ZM12 160V161H13ZM27 161H28V158L26 159ZM62 160V159H61ZM64 160V159H63ZM80 160V159H79ZM114 160V159H113ZM121 160V159H120ZM132 160V159H131ZM142 160V159H141ZM187 160H188V158H187ZM10 161V160H9ZM16 161V160H15ZM17 162V165H18V163H19V165L20 164H22L23 165V163H20V162ZM25 161V162H24ZM67 161H69V160H67ZM99 161H100V158H99ZM109 161V160H108ZM135 161V160H134ZM137 161V162H138ZM147 161V160H146ZM148 161H150V159L148 160ZM154 161V160H153ZM157 161V160H156ZM165 160L163 159V161L162 162H164ZM176 161V160H175ZM183 161L184 160H182V161H179V163L180 162H182L183 163ZM50 162V161H49ZM48 162V163H49ZM69 162H72L71 160L69 161ZM101 162V161H100ZM126 161L123 159V160H121V161H119V166L120 167H122L123 166V164L125 163ZM128 162V161H127ZM140 162H143V161H140ZM140 162H139V164H140ZM145 162V161H144ZM151 162V161H150ZM64 163V162H63ZM65 163H67V162H65ZM73 163V162H72ZM78 163V162H77ZM113 163H115V162H113ZM117 163H115V164H117ZM133 163V162H132ZM134 163H136V162H134ZM133 163V164H134ZM147 163V162H146ZM153 163V162H152ZM161 163V162H160ZM165 164H166V166L167 165H169L170 167H171V165L170 164H173L172 162L170 163V162H164ZM164 163H162V165L164 164ZM178 163V162H177ZM179 163H178V165H177V171H176V173L178 172V166H179ZM189 163V162H188ZM50 164V163H49ZM57 164V163H56ZM71 164V163H70ZM80 164V163H79ZM101 164V163H100ZM99 164V165H100ZM108 164V163H107ZM127 164V163H126ZM130 164V163H129ZM157 164V163H156ZM164 164V165H165ZM181 164V163H180ZM183 164H185V162L183 163ZM182 164V165H183ZM190 164V165H191ZM28 165V164H27ZM64 165V164H63ZM85 165H86V163H85ZM104 165V164H103ZM132 165V164H131ZM134 165H136V164H134ZM154 165V164H153ZM189 165V166H190ZM69 166V165H68ZM80 166H82V164L80 165ZM104 166H106V165H104ZM126 166V165H125ZM125 166H124V168H125ZM130 165H128V167H129ZM139 166V165H138ZM169 166L168 167H166L165 169L166 170H168V168H169ZM14 169H16V166L14 165ZM66 167V166H65ZM107 167V166H106ZM137 167V166H136ZM140 167H141V165H140ZM159 167V166H158ZM182 168H183V166H181ZM181 167H180V169H181ZM22 168H23V166H22ZM52 168H53V166H52ZM60 168L62 169V167L60 166ZM86 168V167H85ZM123 168V167H122ZM123 168V169H124ZM130 168H131V166H130ZM144 168V167H143ZM145 168H147V167H145ZM150 168V167H149ZM164 168V167H163ZM187 168V167H186ZM30 169V170H29ZM74 169V168H73ZM93 169V168H92ZM122 169V170H123ZM134 169V168H133ZM136 169V168H135ZM158 169V168H157ZM156 169V170H157ZM179 169V170H180ZM64 170V169H63ZM68 170V169H67ZM80 170V169H79ZM91 170V169H90ZM121 170V169H120ZM124 170H129V169H124ZM146 170H149V169H146ZM155 170V171H156ZM182 170V169H181ZM22 171H24L23 169H22ZM71 171H72V169H71ZM85 171V170H84ZM117 171H118V169H117ZM134 171V170H133ZM142 171V170H141ZM144 171H145V169H144ZM152 171H154V170H152ZM165 171V170H164ZM170 171V170H169ZM185 171V170H184ZM17 172H19V171H17ZM68 172H70V171H68ZM75 172V171H74ZM87 172V171H86ZM98 172V171H97ZM129 172V171H128ZM128 172H126V174L128 173ZM150 172V171H149ZM148 172V173H149ZM23 173V172H22ZM25 173H26V175H25ZM106 173V172H105ZM108 173V172H107ZM113 173V172H112ZM132 173H134V172H132ZM156 173V172H155ZM186 173V172H185ZM87 174V173H86ZM95 174V173H94ZM97 174H99V173H97ZM135 174H137V173H135ZM141 174H143V173H141ZM160 174H161V172H160ZM159 174V175H160ZM177 174H179V173H177ZM176 174V175H177ZM19 175V174H18ZM74 175V174H73ZM82 175H84L85 177H87L85 174H83L82 173ZM81 175V176H82ZM109 175V174H108ZM107 175V176H108ZM112 175H114V174H112ZM112 175H111V177H112ZM124 175V174H123ZM155 175V174H154ZM182 175V174H181ZM66 176V175H65ZM99 176V175H98ZM107 176H106V178H107ZM128 176V175H127ZM130 176H131V173H130ZM127 177V178H132V179H136V178H134V177ZM134 176H136V175H134ZM139 176V175H138ZM150 176V175H149ZM156 176V175H155ZM179 175H177V177H178ZM73 177V176H72ZM91 177V176H90ZM123 176H121V178H122ZM137 177V176H136ZM146 177H147V175H146ZM82 178V177H81ZM99 178V177H98ZM97 178V179H98ZM103 178V177H102ZM126 178V179H127ZM141 178H142V176H141ZM140 178V179H141ZM151 178V177H150ZM159 178V177H158ZM164 178H166V176L164 177ZM182 178H184L183 177V175L180 177V179L182 180ZM21 179V180H22ZM77 179V178H76ZM93 179L95 180V181H97V179H95L94 177H93ZM109 179V178H108ZM120 179V177L117 179V180H119ZM144 179H146V178H144ZM172 179V178H171ZM179 179V178H178ZM63 180V179H62ZM71 180V179H70ZM69 180V181H70ZM87 180V178L86 179H84V177L81 179V181H86ZM138 180H139V178L137 177V182H138ZM143 180V179H142ZM175 180V179H174ZM185 180H186V178H185ZM64 181V180H63ZM73 181V180H72ZM107 181V180H106ZM112 181V180H111ZM115 181V180H114ZM121 181H123V180H121ZM120 181V182H121ZM132 181H134V180H132ZM140 181V180H139ZM74 182V181H73ZM77 182V180L75 181V183ZM99 182H101V181H99ZM102 182H103V180H102ZM105 182V181H104ZM109 182V181H108ZM116 182H118V181H116ZM125 182V181H124ZM128 181H126V184H129V183H127ZM147 182V181H146ZM184 182H186V181H184ZM9 183V182H8ZM74 183V184H75ZM88 183H90V181H88ZM98 183V182H97ZM106 183V182H105ZM149 183H150V181H149ZM178 183H179V181H178ZM177 183V184H178ZM71 184V183H70ZM77 184H79V182L78 183H76V185ZM83 184H85L84 182H83ZM119 184H121L122 185V183H119ZM118 184V185H119ZM137 184V183H136ZM148 184V183H147ZM10 185V184H9ZM57 185V184H56ZM55 185V186H56ZM81 186H82V188H84L85 189V187H83V185H82V183L80 184ZM97 185V184H96ZM103 185V184H102ZM120 185V186H121ZM123 185H124V183H123ZM130 185V184H129ZM131 185H132V183H131ZM24 186V185H23ZM91 186V185H90ZM94 186V185H93ZM148 186V185H147ZM181 186H182V184H181ZM185 186H186V184H185ZM76 187V186H75ZM97 187V186H96ZM99 187V186H98ZM110 187V186H109ZM128 187V186H127ZM152 187L153 186H151V189H152ZM178 187V186H177ZM63 188V187H62ZM71 188V187H70ZM78 189H79V187H77ZM81 188V189H82ZM90 189H91V187H89ZM93 188V187H92ZM121 188V190H122V188L123 187H120ZM119 188V189H120ZM125 188V187H124ZM130 188H131V186H130ZM129 188V189H130ZM133 188H135V187H133V185H132V190H133ZM170 189H171V186L169 187ZM187 188V187H186ZM188 188H187V190H188ZM49 189V188H48ZM52 189V188H51ZM56 189V188H55ZM54 189V190H55ZM84 189H82L83 190V192H84ZM95 189V188H94ZM93 189V190H94ZM102 189V188H101ZM106 189V188H105ZM157 189V188H156ZM180 189H182V188H180ZM185 188H183L181 191H183ZM50 190V189H49ZM48 190V191H49ZM81 190V191H82ZM107 190V189H106ZM146 190V189H145ZM186 190V191H187ZM52 191V190H51ZM59 191V190H58ZM62 191V190H61ZM88 191V190H87ZM150 191V190H149ZM169 191H171V190H169ZM191 191V190H190ZM189 191V192H190ZM50 192V191H49ZM49 192H48V195H49ZM54 192V191H53ZM56 192V191H55ZM60 192V191H59ZM65 192H67V190H65ZM83 192H81V194L83 193ZM95 192V191H94ZM94 192H93V194H94ZM97 192V191H96ZM105 192V191H104ZM143 192V191H142ZM141 192V193H142ZM146 192V191H145ZM164 192H165V190H164ZM184 192V191H183ZM50 193H52V192H50ZM90 193V192H89ZM92 193V192H91ZM108 193H109V191H108ZM110 193H111V191H110ZM109 193V194H110ZM122 193H123V191H122ZM156 193V192H155ZM180 193V192H179ZM60 194V193H59ZM76 194V193H75ZM125 194H127V193H125ZM129 194H131V192L129 193ZM137 194H139L138 193V191H137ZM143 194H145V193H143ZM166 194V193H165ZM164 194V195H165ZM170 194V193H169ZM176 194V193H175ZM188 194V193H187ZM190 194H193V193H191L190 192ZM53 195V194H52ZM56 195H58L57 193H55V196H54V198L56 197ZM86 195L87 194H83V195H81L82 197H85V198H83V199H87L86 198ZM95 195V194H94ZM93 195V196H94ZM98 195V194H97ZM104 195H105V193H104ZM121 195V194H120ZM119 195V196H120ZM183 195V194H182ZM58 196H60V195H58ZM102 196H103V193H102ZM101 196V197H102ZM130 195H127V196H125V197H129ZM134 196V195H133ZM132 196V197H133ZM146 195H144V197H145ZM172 196V195H171ZM178 196H179V194H178ZM195 196V195H194ZM197 196V195H196ZM203 196V195H202ZM45 197H46V195H45ZM49 197V196H48ZM50 197L52 198V196L50 195ZM61 197V196H60ZM59 197V198H60ZM68 197V196H67ZM92 197V196H91ZM90 197V198H91ZM96 197V196H95ZM99 197H100V195H99ZM104 197V196H103ZM161 197V196H160ZM53 198V199H54ZM57 198V197H56ZM94 198V197H93ZM105 198V197H104ZM104 198H102V199H104ZM173 198H174V200H175V197L173 196ZM182 198V197H181ZM184 198V197H183ZM61 199H64V197L63 198H61ZM101 199V200H102ZM133 199H134V197H133ZM147 199V197L145 198V200ZM167 199V198H166ZM164 200V202L165 201H167V200ZM178 199H179V197H178ZM46 200V199H45ZM57 200V199H56ZM66 200V199H65ZM75 200V199H74ZM95 200H97V199H95ZM100 200V199H99ZM121 200V199H120ZM143 200V199H142ZM172 200V199H171ZM16 201V202H15ZM21 201V202H20ZM54 201V200H53ZM77 201V200H76ZM84 201V203L85 202H87L86 200H83ZM113 201H115V200H113ZM129 201V200H128ZM148 201V200H147ZM152 201V200H151ZM176 201H178L177 199H176ZM196 201V200H195ZM198 201V200H197ZM197 201H196V204H197ZM60 202V201H59ZM58 202V203H59ZM64 202V201H63ZM66 202V201H65ZM102 202V201H101ZM126 202V201H125ZM130 202V201H129ZM136 202V201H135ZM184 202V201H183ZM194 202V201H193ZM46 203H47V201H46ZM51 202L49 201V205H47V207H49L51 204L53 205V202L50 204ZM57 203V202H56ZM62 203V202H61ZM69 203V202H68ZM72 203V202H71ZM75 203V202H74ZM80 203V202H79ZM82 203V202H81ZM80 203V205H82ZM83 203V205H82V207L83 208H85V210H86V206H85V204ZM120 203V202H119ZM122 203H123V201H122ZM122 203H120V204H122ZM141 203V202H140ZM195 203V202H194ZM18 204V203H17ZM41 204V203H40ZM43 204H44V202H43ZM117 204V203H116ZM144 204V203H143ZM45 205V204H44ZM60 205V204H59ZM63 205V204H62ZM123 205V207H126L127 205H129V203L126 205V203L125 204H122ZM125 205V206H124ZM145 205V204H144ZM147 205V204H146ZM145 205V206H146ZM160 205V204H159ZM158 205V206H159ZM167 205H168V203H167ZM179 205V204H178ZM182 205V204H181ZM262 205V206H263ZM14 206V205H13ZM31 206H33V205H31ZM43 206V205H42ZM114 206V205H113ZM119 206H121V205H119ZM118 206V207H119ZM131 206V205H130ZM129 206V207H130ZM134 206V205H133ZM140 206H142V205H140ZM185 206V205H184ZM22 207V206H21ZM26 207H28V206H26ZM36 208H37V206H35ZM34 207V208H35ZM40 207V206H39ZM44 207V206H43ZM42 207V208H43ZM46 207V208H47ZM56 207V206H55ZM65 207V206H64ZM79 207H81V206H79ZM81 207V208H82ZM147 207V206H146ZM179 207H183V206H179ZM186 207V206H185ZM188 207V206H187ZM4 208H5V206H4ZM3 208V210H0V219H6L7 221H9L8 220V216L9 215H14V212L9 208V207H6V208H8V209H10V210H8V209H4ZM14 208V207H13ZM23 208V207H22ZM21 208V209H22ZM41 208V209H42ZM50 208H51V206H50ZM52 208H53V206H52ZM95 208V207H94ZM120 209H121V207H119ZM127 209V211L128 210H130V209H132V208H130V209H128V207H126ZM141 208V207H140ZM163 208V207H162ZM166 208V207H165ZM184 208V207H183ZM193 208H195V207H193ZM195 208V210H197ZM29 209V208H28ZM28 209H26L27 210V212H29L28 211ZM57 209V208H56ZM56 209H54V210H56ZM67 209V208H66ZM124 209V208H123ZM143 209V208H142ZM147 209V208H146ZM146 209H143V210H146ZM180 209H182V208H180ZM187 209V208H186ZM17 210V209H16ZM15 210V212H18V210L16 211ZM33 210H35V209H33ZM37 211H38V208L36 209ZM35 210V211H36ZM53 210V209H52ZM53 210V211H54ZM71 210V209H70ZM80 210H82V211H80ZM79 211H78V213L80 212V216H79V222L80 223H78L79 225H80V227H81V229H82V234H83V236L82 237H84L85 236V238L84 239H82V240H84L85 241V239H86V237L88 236V234H87V232H89L88 230V228H86V225L88 226V220L90 221L91 219V217H92V215H91V217H89V219H88V217H86L85 216V213L87 212H85V210L83 211V209H80ZM94 210V209H93ZM99 210V209H98ZM110 210V209H109ZM113 210V209H112ZM112 210H110V211H106V215H107V213H109V215H110V219H108V220H112L113 221V219H116V215L121 211H119L118 212V208L117 207H115L114 208V210L112 211ZM148 210V209H147ZM146 210V212H148ZM172 210V209H171ZM175 210V209H174ZM183 210V209H182ZM185 210V209H184ZM183 210V211H184ZM45 211H49L48 209L46 210L45 209ZM52 211V212H53ZM57 211V210H56ZM55 211V213L57 214V212ZM59 211L60 210H58V213H59ZM63 211V210H62ZM62 211H61V213H62ZM67 211V210H66ZM68 211H69V209H68ZM91 211H92V209H91ZM125 211V210H124ZM127 211L126 212H124L125 213V216H126V213H127ZM136 211V210H135ZM169 211V210H168ZM185 211H187V210H185ZM184 211V214L186 213ZM252 211H253V213H252ZM24 212H26V211H22V213H24ZM104 212V211H103ZM111 212V213H110ZM130 212H132V210H130ZM143 212V211H142ZM170 212V211H169ZM188 212V211H187ZM197 212V211H196ZM21 213V212H20ZM49 214H50V212H48ZM61 213H59L58 214V216H60V214ZM90 213H92V212H90ZM99 213V212H98ZM138 213V212H137ZM194 213V212H193ZM251 213H252V215H251ZM15 214H17V213H15ZM27 214V213H26ZM25 214V215H26ZM29 214V213H28ZM30 214H32V212H30ZM37 214H40V213H38L37 212ZM37 214L35 215V216H37ZM47 214V213H46ZM52 214V213H51ZM77 214V213H76ZM87 215H88V212L86 213ZM95 214V213H94ZM93 214V215H94ZM97 214V213H96ZM101 214V213H100ZM142 214V213H141ZM145 214H147V217H148V213H145L144 212V215ZM172 214V213H171ZM45 215V214H44ZM64 215V214H63ZM62 215V216H63ZM69 215V214H68ZM73 215V214H72ZM122 215V214H121ZM149 215H150V209H149ZM152 215V214H151ZM167 215V214H166ZM197 215V214H196ZM5 216H7V217H5ZM15 216V215H14ZM17 216V215H16ZM15 216V217H16ZM34 216V217H35ZM53 218H55V217H57L58 218V216L56 215H51ZM62 216H60V217H62ZM77 216V215H76ZM76 216H74V218L76 217ZM143 216V215H142ZM157 216H158V214H157ZM172 216V215H171ZM193 216V215H192ZM19 216H17V218H18ZM25 217L27 218L28 216H24V219H25ZM30 217V216H29ZM28 217V218H29ZM32 217V216H31ZM30 217V218H31ZM41 217V216H40ZM39 217V218H40ZM51 217V218H52ZM67 217V216H66ZM104 217V216H103ZM128 217H129V215H128ZM146 217V216H145ZM152 217V216H151ZM154 217V216H153ZM152 217V220L154 219ZM187 217H189V216H187ZM190 217H191V215H190ZM196 217V216H195ZM10 219H11V217H9ZM33 218V217H32ZM47 218V220H48V222H49V218H48V215H46V217H45V219ZM63 219H66V218H64V217H62ZM61 218V219H62ZM70 219L72 218V216L71 217H69ZM133 218V217H132ZM131 217L129 218V219H132ZM135 218V217H134ZM142 218V217H141ZM158 218H160V217H158ZM22 219V218H21ZM36 219H38L37 217H36ZM41 219V218H40ZM56 219V218H55ZM55 219H53L54 221H55ZM60 219V220H61ZM96 219V218H95ZM95 219H94V221H93V223H92V229H95L94 228V226L96 225V222H95ZM100 219V218H99ZM124 219V218H123ZM127 219V218H126ZM139 219V218H138ZM149 219V218H148ZM170 219H172V217H170L169 218V221H170ZM212 219L213 220H217L218 221V223H220V224H216V223H214V222H212ZM18 221L19 220V218L18 219H15L14 220V223H16L15 221ZM23 220V219H22ZM26 220V219H25ZM57 220V219H56ZM59 220V221H60ZM77 220V219H76ZM101 220V219H100ZM102 220L104 221L105 220V218H102ZM101 220V221H102ZM143 220V219H142ZM151 219H149V221H150ZM152 220L150 221V223H147L146 224V226L148 227L149 226V224L151 225V222H152ZM192 220V219H191ZM196 220V219H195ZM211 220V221H210ZM248 220V221H249ZM1 221V223L3 222L2 220H0ZM6 221V222H7ZM36 221V220H35ZM34 221V222H35ZM58 221V220H57ZM56 221V222H57ZM62 221H65V220H61L60 222H62ZM73 221V220H72ZM97 221V220H96ZM128 221V220H127ZM132 221V220H131ZM134 221H136L135 219H134ZM156 221V220H155ZM181 221V220H180ZM199 221V222H200ZM5 222V224H7L8 225V223H6ZM19 222H20V220H19ZM24 222V221H23ZM22 221H21V223H23ZM30 222H31V220H30ZM33 222V224H35ZM38 222V221H37ZM43 222V221H42ZM41 222V223H42ZM51 222V221H50ZM56 222L53 224V225H55L56 224ZM59 222V223H60ZM66 222V221H65ZM78 222V221H77ZM115 222V221H114ZM123 222V221H122ZM130 222V221H129ZM140 222V221H139ZM139 222H138V224H139ZM188 222V221H187ZM25 224H26V222H24ZM24 223H23V225H22V227L23 228H25L24 227ZM27 223H28V220H27ZM67 223H68V221H67ZM95 223V224H94ZM99 223V222H98ZM98 223H97V225H98ZM112 223V222H111ZM116 223V222H115ZM119 223V222H118ZM131 223H133V226H135V222H131ZM130 223V224H131ZM135 223V224H134ZM146 223V222H145ZM156 223H158V222H156ZM170 223V222H169ZM191 223V222H190ZM201 223V222H200ZM13 223H11V225H9V227H7L6 228V226H4L7 230H9L11 227L10 226H13L12 225ZM33 224H31V225H33ZM40 224V223H39ZM46 224V223H45ZM50 225H51V223H49ZM69 224H70V222H69ZM69 224H67L66 226H67V229H70V231H71V229H72V227L71 228H68V227H70V226H68ZM73 224V223H72ZM71 224V226H73ZM75 224V223H74ZM77 224V223H76ZM112 224H114V223H112ZM123 224H125V223H123ZM127 224H129V223H127ZM137 224V225H138ZM172 224V223H171ZM174 224V223H173ZM16 224H14V226H15ZM19 225V226H18ZM18 225H16V226H18L19 228H20V224L18 223ZM31 225L30 226H26V227H29V229L31 230ZM36 225V224H35ZM34 225V226H35ZM42 225V224H41ZM52 225V226H53ZM58 225V224H57ZM60 225V227H61V229H63L65 226V224L63 225V224H59ZM58 225V226H59ZM96 225V226H97ZM101 225V223L99 224V226ZM121 225V224H120ZM154 225H156V224H154ZM154 225H152V226H154ZM38 226H40V225H38ZM37 226V227H38ZM43 226V225H42ZM49 226V225H48ZM64 226V227H63ZM76 226V225H75ZM102 226V225H101ZM114 226H115V224H114ZM114 226H113V228H114ZM117 226V225H116ZM132 226V225H131ZM151 226V227H152ZM182 226V225H181ZM1 227V226H0ZM3 227V228H4ZM44 227V226H43ZM51 227V226H50ZM54 227V226H53ZM52 227V228H53ZM63 227V228H62ZM103 227V226H102ZM130 227V226H129ZM139 228L138 229H140V226H138ZM155 227V226H154ZM171 227V226H170ZM176 227V226H175ZM206 227V226H205ZM204 227V228H205ZM2 227L0 228V235H2L3 233H2V230H4ZM9 228V229H8ZM16 227H14V228H12V229H10L11 231L12 230H14L13 232H14V234H18V233H15V232H17V231H15V230H17V228L15 229ZM39 228V227H38ZM45 228V227H44ZM57 229H59L58 227H56ZM75 228H78L79 229V227H75ZM116 228H119V227H116ZM124 228V227H123ZM123 228L121 229V231L123 230ZM132 228V227H131ZM207 229H208V227H206ZM242 228V227H241ZM27 229V228H26ZM37 228H35V230H36ZM59 230V231H57L56 229H55V234H59L58 232H61L62 230ZM66 229V230H67ZM87 229V230H86ZM100 229V231H101V227L99 228ZM143 228H141V230H142ZM152 229V228H151ZM149 230V228H148V230L149 231H152V230H154V229H152V230ZM201 229H203V227H201ZM207 229H204V230H206L207 231ZM238 229V230H237ZM6 230V231H7ZM20 230V229H19ZM22 231H23V229H21ZM19 231V234H22L21 232L22 231ZM32 230H34V228H32ZM43 230V229H42ZM48 230V229H47ZM46 230V231H47ZM54 230V229H53ZM74 230V228L72 229V231ZM113 230V229H112ZM135 230V229H134ZM133 230V231H134ZM136 230H137V228H136ZM140 230V231H141ZM143 230H145V229H143ZM142 230V231H143ZM6 231H3V232H5V233H7V234H10V233H12L11 231L9 232H6ZM25 231V230H24ZM24 231H23V233H24ZM37 231H38V229H37ZM36 231V232H37ZM39 231H41V229L39 228ZM56 231H57V233H56ZM80 231V230H79ZM83 231L85 232V233H83ZM99 231V230H98ZM105 231V230H104ZM117 231V230H116ZM141 231V232H142ZM148 231V232H149ZM177 231V230H176ZM186 231V230H185ZM202 231V230H201ZM27 232H29L30 233V231H27ZM43 232V231H42ZM42 232H38V233H42ZM49 232V231H48ZM48 232H46V233H48ZM52 232V231H51ZM63 232V231H62ZM65 232V231H64ZM68 232V235H70V233H69V231H67ZM102 232V231H101ZM118 232V231H117ZM117 232H115V233H117ZM123 232H124V230H123ZM132 232V231H131ZM156 232V231H155ZM155 232H154V235H155ZM209 232V231H208ZM207 232V233H208ZM38 233H37V235H35V237H38L39 235H38ZM45 232H43L42 234H44ZM103 233V232H102ZM101 233V234H102ZM114 233V234H115ZM125 233H127V232H125ZM136 233V232H135ZM146 233V232H145ZM150 233H152V232H150ZM149 233V234H150ZM202 233H203V231H202ZM205 233V232H204ZM203 233V234H204ZM207 233H205V235L207 234ZM13 233L9 236L10 238L9 239H7V237H4V235L2 236V238H0V241L1 240H4L3 239V237L4 238H6L8 241V243H9V241L11 240V237H12V235H14ZM25 234H27L26 232H25ZM31 234H32V231H31ZM49 234V233H48ZM52 234V233H51ZM55 234H53V235H55ZM61 234V233H60ZM64 234V233H63ZM72 235H73V233H71ZM85 234V235H84ZM87 234V235H86ZM99 234V233H98ZM97 234V235H98ZM129 234V233H128ZM198 234V233H197ZM200 234V233H199ZM24 235V234H23ZM33 235V234H32ZM47 235V234H46ZM105 235V234H104ZM116 235H118V234H116ZM127 235V234H126ZM136 235V234H135ZM153 235V236H154ZM174 235V234H173ZM195 235V234H194ZM204 235V237H206ZM211 235V234H210ZM8 236V235H7ZM26 236V235H25ZM28 236V235H27ZM26 236V237H27ZM49 235H47V237H48ZM55 236H57V235H55ZM59 236V235H58ZM58 236L56 237V240L55 241H57L58 239ZM62 236V235H61ZM66 236H67V234H66ZM74 236H76V234L74 235ZM99 236H100V234H99ZM99 236H98V238H99ZM119 236V235H118ZM125 236V235H124ZM133 236V235H132ZM146 236V235H145ZM156 236V235H155ZM159 236V235H158ZM184 236V235H183ZM182 236V237H183ZM208 236H209V234H208ZM14 237V236H13ZM17 237H18V235H17ZM17 237H15V238H17ZM21 237V236H20ZM29 237V236H28ZM27 237V238H28ZM41 237H42V235H41ZM40 237V238H41ZM68 237V236H67ZM96 237V236H95ZM122 237V236H121ZM126 237V236H125ZM151 237V236H150ZM150 237H148L147 239H149ZM165 237V236H164ZM176 237V236H175ZM175 237H173V239L175 238ZM178 237V236H177ZM190 237H192V236H190ZM50 238H51V236H50ZM60 238V237H59ZM64 238V237H63ZM77 238H79L80 239V237H77ZM92 238H94V237H92ZM103 238V237H102ZM108 238V237H107ZM124 238V237H123ZM134 238H135V236H134ZM137 238V237H136ZM153 238V237H152ZM180 239H181V237H179ZM183 238H185V236L183 237ZM209 239H210V237H208ZM5 239V240H6ZM14 238H12V240H13ZM20 238H18L17 240H19ZM46 238L44 237V240H45ZM52 239H54V238H52ZM71 239V238H70ZM73 239V238H72ZM79 239H76V241L78 240L79 241ZM118 239V238H117ZM138 239V238H137ZM146 239V238H145ZM154 239H156V237L154 238ZM166 239H167V237H166ZM171 239V238H170ZM169 239V240H170ZM188 239V238H187ZM206 239V238H205ZM4 240V241H5ZM21 240V239H20ZM33 240H34V238H33ZM37 239L35 238V240L34 241H36ZM42 240V239H41ZM47 240V239H46ZM69 240V239H68ZM74 240H75V238H74ZM81 240V242H84V241H82ZM86 240H88V239H86ZM103 240V239H102ZM102 240H101V242H102ZM108 240V239H107ZM113 240V239H112ZM124 240V239H123ZM126 240V239H125ZM131 240H132V238H131ZM150 240V239H149ZM203 240V239H202ZM4 241H2V242H4ZM16 241V240H15ZM29 240H27L26 242H28ZM54 241V240H53ZM64 241V240H63ZM71 241H73V240H70V242ZM88 241H91V240H88ZM94 241V240H93ZM100 241V240H99ZM110 241H111V239H110ZM133 241V240H132ZM131 241V242H132ZM150 241H152V240H150ZM150 241H148V242H150ZM198 241V240H197ZM1 242V243H2ZM7 242H6V245H7ZM10 242H12V241H10ZM18 243H19V241H17ZM21 242V241H20ZM44 242V241H43ZM48 242V241H47ZM49 242H51V241H49ZM49 242H48V244H49ZM67 243V242H69V241H67V239L64 241V243ZM69 242V243H70ZM98 242V241H97ZM117 242V241H116ZM120 242H122L121 240H120ZM124 242V241H123ZM130 242V241H129ZM129 242H128V244L127 245H130L129 244ZM139 242H141V241H139ZM147 242V243H148ZM189 242V241H188ZM200 242H202V241H200ZM204 242V241H203ZM206 242H208L207 240H206ZM231 242L233 243L232 245H231ZM18 243H17V245H18ZM23 243H24V240H23ZM58 243H60V246H62L61 245V243H63L62 241L61 242H58ZM85 243V242H84ZM90 243V242H89ZM88 243V244H89ZM95 243V242H94ZM99 243V242H98ZM111 243V242H110ZM165 243H166V241H165ZM168 243V242H167ZM196 243V242H195ZM195 243H194V245H195ZM205 243V242H204ZM16 244V243H15ZM21 244V243H20ZM25 244V243H24ZM54 244H56V243H54ZM81 244V243H80ZM91 244V243H90ZM93 244V243H92ZM100 244V243H99ZM122 244L123 243H120V245L122 246ZM125 244V243H124ZM132 244H135V242L134 243H132ZM140 244V243H139ZM142 244H144V243H142ZM150 244V243H149ZM188 244V245H187ZM186 245L189 247L188 249H191V248H193V246H192V242L190 241L189 243H187ZM198 244V243H197ZM209 244V243H208ZM2 245H5V243L4 244H2ZM1 244H0V247L2 246ZM68 245H70V244H68ZM85 245V244H84ZM94 245H96L97 246V244L95 243ZM101 245H103L102 243H101ZM101 245H98V249H100L101 247ZM107 245H109V244H107ZM126 245V246H127ZM147 245V244H146ZM169 245V244H168ZM181 245V244H180ZM34 246V245H33ZM41 246H43L44 247V243H43V245H41ZM47 246V245H46ZM45 246V247H46ZM55 246H58V245H55ZM63 246H65V245H63ZM104 246H106V245H103L102 247H104ZM124 247H125V245H123ZM123 246H122V248H123ZM132 246H134V245H132ZM132 246H131V248H132ZM136 246V245H135ZM138 246V245H137ZM142 246V245H141ZM149 246V245H148ZM156 246V245H155ZM164 246V245H163ZM177 246H178V244H177ZM208 246V245H207ZM239 246V245H238ZM54 247V246H53ZM66 247V246H65ZM83 247V246H82ZM81 247V248H82ZM85 247V246H84ZM128 247V246H127ZM143 247H144V245H143ZM146 248H147V246H145ZM144 247V248H145ZM151 248H153V249H155L154 247H152V246H150ZM166 247V246H165ZM202 247H204V245L202 246ZM213 247V246H212ZM3 248V247H2ZM34 248H35V246H34ZM38 248V247H37ZM59 249H61V251L63 252V250H62V248H60V247H58ZM78 249H80V247L78 246L77 247ZM95 249H96V247H94ZM94 248H92V245H91V248H89V249H91L93 252H94V254L96 253V255L98 254V251H94L95 249ZM121 248V249H122ZM178 248V247H177ZM217 248V247H216ZM233 248H234V246H233ZM238 248V247H237ZM48 249V248H47ZM76 249V248H75ZM74 249V250H75ZM83 249V248H82ZM85 249V248H84ZM83 249V250H84ZM94 249V250H93ZM114 249V248H113ZM116 249V248H115ZM114 249V250H115ZM125 249L126 248H124V250L123 251H125ZM133 249V248H132ZM152 249V250H153ZM160 249V248H159ZM165 249V248H164ZM166 249H168V248H166ZM198 249H201L200 248V246L198 247ZM241 249V248H240ZM46 250V249H45ZM77 250V249H76ZM75 250V251H76ZM126 250H128V249H126ZM136 250V249H135ZM139 250V249H138ZM146 250V249H145ZM148 250H149V247H148ZM147 250V251H148ZM151 250V249H150ZM178 250H180V249H178ZM228 250H230L229 249V247H228ZM55 251H57V250H55ZM55 251H53V252H55ZM59 251V250H58ZM78 251V250H77ZM76 251V252H77ZM87 251V250H86ZM89 251V250H88ZM87 251V252H88ZM134 251V250H133ZM137 251V250H136ZM140 251V250H139ZM139 251H138V253H139ZM141 251H142V253H141ZM140 251V253L141 254H144L143 253V249ZM159 251V250H158ZM161 252H163V250H160ZM192 251V250H191ZM193 251H194V249H193ZM199 251V250H198ZM217 251H219V250H217ZM238 251H240L239 249L238 250H236V252H238ZM76 252L75 253H73V254H75L76 255ZM85 252V251H84ZM82 253V254H80L81 255V258H82V261L85 263V264H87V263H91V260H93V264L95 263V259H92L93 258V256L92 257H90L91 255L90 254H88V255H90V256H87L86 257V252L85 253ZM93 252L91 253V254H93ZM108 252L110 253V251L108 250ZM117 252V251H116ZM149 252V251H148ZM156 252V251H155ZM180 252H183V251H180ZM190 251H188V253H189ZM200 252V251H199ZM224 252V251H223ZM80 253V252H79ZM107 253V252H106ZM134 253V252H133ZM151 253H154V252H151ZM150 253V255L152 256V254ZM158 253V252H157ZM164 253H165V251H164ZM169 253H172V252H169ZM174 253L175 252H173V255H174ZM240 254H241V252H239ZM93 254V255H94ZM120 254V253H119ZM158 254H160V253H158ZM196 254V253H195ZM199 254V253H198ZM210 254V253H209ZM227 254H228V252H227ZM226 254V255H227ZM115 255V254H114ZM126 255V254H125ZM125 255H124V257H125ZM127 255H128V253H127ZM126 255V256H127ZM130 255V254H129ZM138 255V254H137ZM147 255V254H146ZM181 255V257H182V255H183V253L182 254H180ZM229 255H231V254H229ZM74 256V255H73ZM78 256V255H77ZM76 256V257H77ZM103 256H105V253L103 254ZM102 256V257H103ZM106 256H108V253H107V255ZM111 256V255H110ZM140 256V255H139ZM158 256V255H157ZM162 256V255H161ZM234 256V255H233ZM232 256V257H233ZM240 256H242V255H240ZM100 257V256H99ZM113 257V253H112V256L110 257V258H112ZM133 257H135V256H133ZM137 257V256H136ZM146 257V256H145ZM144 257V258H145ZM147 257H149V253H148V256ZM153 257V256H152ZM175 257V256H174ZM184 257V256H183ZM190 257V256H189ZM219 257V256H218ZM232 257H230L229 256V258H232ZM235 257V256H234ZM79 258H80V256H79ZM98 258V257H97ZM121 258H123L122 256H121ZM120 258V259H121ZM143 258V257H142ZM163 258H165L164 256H163ZM186 258V257H185ZM242 258V257H241ZM73 259H77V260H79L78 258H73ZM112 259H114V257L112 258ZM112 259H111V261H112ZM126 259H127V261H133V260H128V258L126 257ZM141 259V258H140ZM145 259H147V258H145ZM148 259H150V258H148ZM168 259V258H167ZM172 259V258H171ZM180 259V258H179ZM233 259V258H232ZM243 259V258H242ZM66 260V259H65ZM75 260H74V262H75ZM100 261H101V259H99ZM109 260V259H108ZM114 260H116V262H117V260L118 259H114ZM137 260V259H136ZM139 260V259H138ZM137 260V261H138ZM154 260V259H153ZM163 260V259H162ZM161 260V261H162ZM173 260V259H172ZM186 260H187V258H186ZM191 260H193L192 258H191ZM201 260V259H200ZM223 260V259H222ZM235 260V259H234ZM80 261V260H79ZM97 261V260H96ZM100 261H99V264H101L100 263ZM104 261H106V259L104 260ZM110 261V260H109ZM140 261V260H139ZM155 261V260H154ZM157 261H160V256H159V260L157 259ZM166 261V260H165ZM183 261H184V259H183ZM236 261V260H235ZM243 261H244V259H243ZM66 262V261H65ZM64 262V263H65ZM73 262V263H74ZM81 262V261H80ZM134 262V261H133ZM136 262V261H135ZM144 262V261H143ZM152 262V261H151ZM174 262V261H173ZM178 262V261H177ZM180 262V261H179ZM178 262V264H180ZM189 262V261H188ZM228 262V261H227ZM230 262H231V260H230ZM233 262V261H232ZM70 263V262H69ZM91 263V264H92ZM97 263V262H96ZM104 263V262H103ZM102 263V264H103ZM108 263V261L106 262V264ZM114 263V262H113ZM112 263V264H113ZM123 263H125V262H123L122 261V263L121 264H123ZM160 263V262H159ZM165 263V262H164ZM171 263V262H170ZM190 263V262H189ZM200 263H202V262H200ZM234 263H236V262H233L232 264H234ZM242 263V262H241ZM62 264V263H61ZM67 264V263H66ZM111 264V263H110ZM116 264V263H115ZM120 264V263H119ZM125 264H127V263H125ZM137 264V263H136ZM177 264V263H176ZM186 264V263H185ZM193 264V263H192ZM204 264V263H203ZM237 264V263H236ZM247 264V263H246Z\"/></svg>",
  "mask_w": 264,
  "mask_h": 264
},
{
  "label": "crops",
  "instance_id": "0c3cea01",
  "mask_svg": "<svg viewBox=\"0 0 264 264\" xmlns=\"http://www.w3.org/2000/svg\"><path fill=\"white\" fill-rule=\"evenodd\" d=\"M257 60H258V64L260 66V69L264 73V29H263L262 34L260 36L258 47H257ZM263 217H264V205L255 211V213L252 215L250 220L254 219L256 221H259V219H261V218L263 219ZM258 259H257L258 261L263 262L262 258H258Z\"/></svg>",
  "mask_w": 264,
  "mask_h": 264
},
{
  "label": "water",
  "instance_id": "95a60500",
  "mask_svg": "<svg viewBox=\"0 0 264 264\" xmlns=\"http://www.w3.org/2000/svg\"><path fill=\"white\" fill-rule=\"evenodd\" d=\"M1 11V10H0Z\"/></svg>",
  "mask_w": 264,
  "mask_h": 264
}]
</instances>
